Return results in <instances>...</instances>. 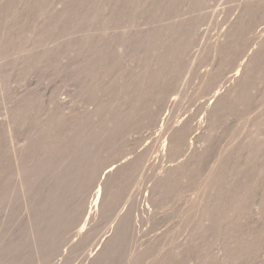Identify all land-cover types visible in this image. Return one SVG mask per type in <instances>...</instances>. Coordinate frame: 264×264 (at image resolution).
<instances>
[{
    "label": "rangeland",
    "instance_id": "obj_1",
    "mask_svg": "<svg viewBox=\"0 0 264 264\" xmlns=\"http://www.w3.org/2000/svg\"><path fill=\"white\" fill-rule=\"evenodd\" d=\"M61 1H63V2H61ZM83 1L85 2L84 4H82ZM86 1H88V3H86ZM128 1L131 4H129ZM247 1L246 0H161V1L155 0V2H156L155 3L154 0H150V1L149 0H136V1L126 0V2H125V0H123L122 2H120L122 4V5H120L121 7L117 10L118 15L116 13H115L116 15L114 14V16H117V17L121 15L120 16L121 19L117 18V17L113 18L116 21L112 19V21H111L112 25L114 23H116L117 25L116 24H114V25L117 26L116 29L119 30L120 33L121 32H127L128 33V30H130V33L133 34L134 31L138 28L140 30L150 29L149 32L154 29L153 33L152 32L148 33V30H147V32H146V30H144L146 32L145 34L148 33V35L150 36L148 38L145 36L143 30L142 31H140L139 29L136 30L137 33L135 32L133 34V37H132L133 42L136 41V43L134 42L135 44H133V42L131 40L129 41L130 44H129V42L126 43L125 45L127 46L128 49L126 48V46L124 47V49H123L124 55L122 54V52L121 53L119 52V54H116L117 51L112 52V50L115 48L114 47L115 44L113 43L114 48L111 46L110 53H112L114 55V57H110V56H112V54L111 55L109 54L110 56H107L108 58L102 57L105 60L108 59L109 60V61L107 60L108 62L105 61L104 59L100 58V60H102L103 63L101 61L99 62V63H101V64H99L100 65V68H99L98 67L99 65L96 64L98 62L97 61L95 62L93 60H91L90 62L92 63V61H93L97 67L95 65H93V63H92V65H91V63H88L89 67L87 66L86 62H88V61H86L85 58H83V55H85V54H82V51L83 52H85V51L83 50V48H80V46L82 47V45H80V43H81L80 36L82 37V35H83L82 33H84L83 29L85 27V25L83 26V24L81 23V22H83L82 21L84 18L83 16L85 13L87 15H89L90 17H91V15L92 16H94V14L96 15V13L98 12V1L97 0H92V1L91 0H0V7H1L0 13H1V15H3L2 17L0 16V34H2V36L6 37V38L10 37L8 39L3 37L4 41L2 40L3 41L1 43L2 47L0 45V50L2 49L0 51V53H1L0 54V67L2 68L1 71L3 72L1 74V77H0V94H1L0 95V109L2 107L1 105H3V101L5 100L4 96L5 97L9 96V98L11 100L12 98H14L16 96L15 93H17L19 90H25V89L28 90V92H33V94H32L33 96H31L33 98L32 99L30 98L31 99L30 104H32V106L34 107V108L32 107V109H35L36 111L32 110V112L35 113L36 115L40 114V115H42V117L46 113H48V114L50 113L51 115H49V116H52V114L54 112L51 113V111L47 110V109L48 108L52 109L53 107L55 109L57 107V109H55V110L52 109V111H57L59 109V104H57V102L60 99H62V98L65 99L64 103L66 101L67 104H68V102L70 104L72 101V104L73 103L75 104L74 105L75 109H74V106H70L71 104L70 105L68 104L70 107H73L72 110H71V108H69V110L73 115H74V113L76 114V112H77L78 116L80 115L79 117L78 116L77 117L81 121L77 120L76 115L74 116L75 117L74 118L71 114L73 119L72 120L70 119L71 121L68 119V121H70L71 123L66 121V120L63 121V123L66 122L65 124H66L67 128L62 127V126H65L64 124L63 125L61 124L62 121H59L61 123L58 122L62 126L59 124H57V125L54 124L57 126V127L55 126L56 129L58 127L63 128V130H61L62 128L60 130H59V128H58V130H55V132L57 131V133L58 132L60 133L61 131H63L62 133H60L61 137L58 133V138L60 137L62 139V141L65 140V142H66V139H68L67 143L69 142L67 144L64 141L63 142L61 141V146L63 145V143H64L63 146H65L64 148H61L62 151L65 152L64 150H66L68 148L66 151L69 152V150L71 149L70 150L71 152L65 154L59 149L63 155L68 154L67 157L68 158L70 157V158L66 159L67 157L66 158L64 157L65 159L62 160L61 159L62 156H60L62 154H59V153L56 154L55 153V155L60 156V158H59L60 161L57 159L58 157H55L53 165H54L55 161H59L60 165L62 164V166H63L64 163L69 162L70 159L73 158V157H71V155L76 156V155H73L76 152L75 150H78L77 152H79V154H81L82 153L81 151L84 150L85 152L83 151L82 154L83 155L85 154V155H84V157L82 156V158L83 159L86 158L84 161L85 162L88 161L89 164L88 163L85 164V162H83V165L85 164L84 166H86L85 170H84L85 174L82 173L83 176L81 177L80 180L83 181V179H84V181H86L85 183H87L88 181L89 182H88L87 186L85 185V183H81V184H83V187H84V185L88 188H89L88 185L92 186V183H91L92 179L94 180V178L99 175L98 173L101 172L103 165L105 167V165H108L114 161H119L121 159L129 161V159H127V158H130V162L132 161L131 163H129V165L131 164V166L129 167L130 169H127L128 166L126 168V170H128V172H126V170H125V172L123 174L124 178H122V180H125V183L122 184L120 182L119 187H121V189H120L121 191H118L119 187L117 188L118 190L115 189V191L117 190L116 192L114 191V193L118 192L117 194L120 193V195H122V196L118 195L120 197H117V195L114 194L115 197H113L114 196L113 195L111 201H113L114 198H115V200L112 203L111 207L108 205L109 207H107L106 211L110 212V209L108 210V208H112L115 206V208H117V210L114 208L112 210H115L114 213L117 214L121 211L122 212L127 211V207L130 206V204H132L130 206V209H132V211L129 209V207H128V209L131 211L132 214L134 213L135 216L134 215H132V216L134 218V221L135 220L137 221L138 225L135 224L136 227L135 226H133V227H135L136 230L132 228L135 231H133L131 229V232L128 230L131 228V224L129 226L130 228L129 227H128V229L125 228L130 233L127 231H124L123 233L127 232V234H129V235L122 234L121 238H119L120 241L116 242V243H118V245L116 247H114L116 245V243H115V245L112 246V250L114 249V251L112 252L110 250L111 252L109 251V253H108L109 255L107 254V256L109 258L107 259V257H106L104 262L102 261L101 263H97V264H114V262L116 264L117 261H118V263L120 261L119 264H125V263L126 264L127 263L128 264H138L139 261H142V263L145 262L144 264H146V263L147 264L148 263L149 264H155V262H156V264H163L161 262H164L165 264H174V263H176V264L177 263L178 264H181V263L182 264H186V263L187 264H235V262H236V264H264V261H263L264 260V255H263L264 254V248L262 247V246H264L263 245L264 244V237H263L264 236V225H263L264 224V221H263L264 217H258V215L262 216L261 215L262 213L264 216V208H263L264 201L262 199V197L264 196V143H263L264 142L263 141L264 140V138H263L264 137V114L263 113L264 112H262V111H264L263 110V108H264V51H263V54L260 53V55L261 54L263 55L262 57L259 55L252 62L251 66H250V70L248 72V76H246V78H248V79L247 80L245 79L246 82L243 83V86H242L243 89H241L242 91L240 92L239 96L237 98H234L235 101L232 99V100L228 101L226 104L221 105L220 109L218 108V110L217 109L215 110L218 112L214 113V115H213V112L209 115L207 112L204 111V107H206L208 105V103L211 101V95H212L214 90L212 91L209 86L204 84L203 78L201 76L206 71L210 72V73H212V71H213V73H215V72L217 73L216 70H218V73H220V72L223 74L228 73L225 76L229 75L231 73V72L229 73V70L231 71L232 65H233V70H234V65L237 66L236 63L239 64V62L246 59L247 55L252 52L251 50L253 48L255 49V47H257V41H258L257 37H259V35H260L258 33L259 28H260L259 25L264 22V6L261 7V5H264V0H257L258 3L256 2V0H250V3L252 1V5H255V6H249L251 8V10H249L250 8L247 5L244 6V4H243V3L248 4L249 1L248 2ZM253 1H255V3L258 4L259 9H258V6L256 8V4ZM259 1L261 3H259ZM95 2L97 3V5ZM88 4H90V5L88 6ZM92 5L95 7H93ZM154 5L155 6L157 5V6L154 7ZM65 6H67V7H65ZM72 6H73V8H72ZM84 6H86L85 8L87 10L84 8ZM143 6H145L146 8L145 7L143 8ZM134 7H136V8H134ZM125 8L126 9L129 8V9L126 10ZM95 9H97V10H95ZM131 9H133V10L131 11ZM243 10L246 11V13H247V16L244 20L243 25H237L236 26L237 29L235 28V26L231 27V21H233L232 19L235 20L236 16H238L237 14L242 13ZM58 11L60 12V14ZM93 11H94V13H93ZM134 11H136V12L138 11L137 14H135L136 12H134ZM89 13H91V14H89ZM249 14H251V15H249ZM6 15H8V16H6ZM57 16H58V18H57ZM250 16H251V19L248 18ZM78 18H79V20H78ZM126 18H128V19H126ZM6 19L8 21L7 23H5ZM133 19H134V21H133ZM3 20H4V23H3ZM59 20L61 23H59ZM117 20H119L120 22ZM181 21H183L184 23ZM93 22L95 23L96 21L92 20L90 23V27L95 28V30L97 31L98 27L96 25H98V23L92 24ZM173 22H175V23H173ZM176 22L178 24H179V22H181V24H179L180 26H183L182 25V23H183L184 28H183V30L182 29L177 30L175 33L176 35L174 34L170 37L172 39V41L170 39L171 42L170 41L167 42V44H166L167 45L166 46L167 51L165 52V55H163L161 52H159L160 48H158L159 47L158 45L160 44V41L165 40L167 38L166 33L168 34V32H169L167 28L171 29L172 25H176V26L178 25V24H176ZM121 23H123V24H121ZM132 23H134V24H132ZM171 23H173V24H171ZM79 24H81L80 26L82 27V29L79 26ZM131 24L133 26L135 25L134 28ZM138 24H140V25H138ZM114 25H113V27L115 28ZM150 25H151V27H150ZM118 26H119V29H118ZM128 26L129 27L132 26L131 29ZM167 26H169V27H167ZM4 27H5V29H4ZM96 27H97V29H96ZM125 27H127V28H125ZM114 28H113V30H114ZM124 29L127 31H124ZM162 29H164L165 32H163ZM227 29H228V31H227ZM95 30H93L94 33H96ZM117 30H114V31L116 32ZM119 31H118V34H119ZM139 31L143 32V33L140 34ZM98 32H99V30L97 31V33ZM161 32H163L162 34H164V35L161 36L162 35L161 34L160 37L161 38L165 37L164 39H160L158 37ZM182 32H183V34H182ZM9 33H10V35H8ZM138 33L140 36L143 35V37L138 36L140 39H143L145 36L144 40L140 41L139 39H137L138 37L135 35L136 34L138 35ZM224 34H227L228 37L230 36L229 37L230 39L227 36H226L227 37L226 38ZM95 35L96 34H94V36ZM151 35H153V36H151ZM155 35H156V38H155ZM222 36H224L225 38ZM134 37H137V38H135L136 40L134 39ZM221 38L226 39L224 42H226L227 39H229V41L224 43L225 44L224 46H226L227 48L223 47V49H222L223 52L226 50L225 52H227V54L225 52L223 53L220 51L221 54L218 55L219 51H217V52L214 51V48H213L214 44L213 43L219 42L220 40H222ZM9 39H11V40H9ZM149 39L150 40L152 39V41H150ZM173 39L175 40V42ZM69 40L71 41L70 43L68 42ZM137 40H139V41H137ZM115 41H117V40L115 39ZM153 41L156 45H153L154 44ZM150 42H151V44H150ZM3 43H5V44H3ZM6 44H8V45H6ZM68 44H72L73 46H70V45L68 46ZM128 44L130 45V47H128L129 46ZM136 44H137V47H136ZM226 44H228V46ZM244 44H245V46H244ZM76 45L79 48H77ZM249 45H250V48H249ZM68 47H72L74 51ZM134 47H136V49ZM211 48H212V50H210ZM70 49H71V51H70ZM80 49H82V50H80ZM78 50H80V51H78ZM150 50H151V52H150ZM136 51H137V53H136ZM176 51H178V52H176ZM42 52L45 55L42 54ZM65 52H67V53H65ZM171 52L172 53L176 52V53H174L175 55H173V54H171ZM156 53H157V55H156ZM125 54H126V56H125ZM134 54H136V55H134ZM150 55H152V56H150ZM155 55L157 56V58ZM78 56H80V58L81 57L82 58L80 59ZM72 57H74L75 61ZM218 57H221V58H218ZM69 58L70 59L72 58V59L70 60ZM116 58H117V60H116ZM78 59H80L82 64L83 63L86 64L85 66L88 68H85L83 65H81V62ZM83 59L85 60V62ZM129 59H130V61H129ZM234 59L236 62H234ZM174 60H176V61H174ZM237 60H238V62H237ZM256 60H259V61L257 62ZM179 61H180V63H179ZM112 62H113V64H111ZM118 62L120 63V65L118 64ZM124 62H126V63H124ZM155 63H156V65H155ZM160 63L162 64L161 66H160ZM69 64L71 66H73L70 68H72L71 71L74 73H70V71H69L70 65ZM77 65H78V67H77ZM90 65L93 67H90ZM214 66L216 67V70H215ZM76 68H78L80 71L76 70ZM93 68H94V70H93ZM156 68H157V70H156ZM88 69H90V71ZM106 69H108V71ZM7 70H8V72H7ZM66 70H68L69 73H68V71L66 72ZM96 70H98V71H96ZM109 70H112V71H109ZM133 70H134V72H133ZM214 70H215V72H214ZM4 71L7 73H5ZM146 71H147V73H146ZM129 72H131L133 75L130 74ZM144 72H145V75L147 74L146 79H145V75L143 76ZM167 72L169 74H171V75H169L170 77L168 76ZM65 73L68 74L67 77L65 76L66 75ZM120 73H122L121 74L122 77H121ZM139 73L140 74L142 73V74L140 75ZM162 73H163V75H162ZM82 74H85V75L82 76ZM95 74H97V75H95ZM114 75L116 78H114ZM119 75H120V77H119ZM91 76H93V78ZM102 76H105V77H102ZM107 76H108V78H107ZM109 76H111V77H109ZM125 76H127V77L125 78ZM166 76H167V79L165 78ZM141 77L142 78L144 77V78L142 79ZM160 77H161V79H160ZM111 78H114V79H111ZM68 79H70V80L67 81ZM90 79H91V82H90ZM110 79L112 81H110ZM130 79H132L133 84L136 83L137 86L133 85ZM139 79H140L141 83H144V85L140 84ZM159 79H160L161 83L157 82V81H159ZM163 79H165L166 81ZM80 80H81V82H80ZM101 81H105L106 83L101 82ZM113 81H115V84ZM153 81L156 85L153 83ZM97 82H98V84H97ZM108 82H110V83H108ZM80 83H81V85H80ZM107 83H108V85H107ZM228 83H229L228 81L221 79L220 82H218V84L216 85L217 86L216 89L222 91V89L224 90L227 87V85H229ZM72 84L73 85L75 84V86H73ZM118 84H120V85L118 86ZM131 85H132V87H131ZM84 86H86V87H84ZM100 86L103 87V89ZM104 86H105V90H104ZM152 86H154V87H152ZM205 86H207V87H205ZM70 87H72V88H70ZM93 87H95L94 88L95 90L93 89ZM149 87H152V89ZM158 87H160V88H158ZM109 88H111L110 91H109ZM136 88H138V89H136ZM142 88H144V89H142ZM123 89H125L124 92H122ZM128 89H130V90H128ZM131 89L133 90L132 92L134 95L132 94ZM141 89H142V91H140ZM78 90H83L84 93L80 91L79 92L80 96H78V95L76 96V92L78 94ZM96 90H98V91H96ZM126 90H128V91H126ZM134 90L136 91L135 93H134ZM138 91H139V93H137ZM145 92L148 95H146ZM161 93L162 94L164 93L163 95L165 97H163V95ZM69 94L71 97L74 96V98L72 97L73 98L72 99V98L68 97ZM71 94H73V95H71ZM84 94L88 95L87 98ZM140 94H141L142 98L140 97ZM142 94L143 95L145 94V95L143 96ZM12 95H13V97H12ZM34 95H35V97H34ZM175 95L177 96V103L173 107L169 106V99ZM54 96H57L59 98V100H58V98L56 97L57 98L56 104L52 101V99H54L53 98ZM77 97H79V100ZM75 98L79 102L77 100H76L77 101L76 102ZM140 98L143 100L140 101ZM63 99H62V102H63ZM80 99H81V101H80ZM134 99H135V101L137 100V102H135ZM164 99H165V101H164ZM6 100L8 101L9 99L7 98ZM85 100L89 103L85 102ZM122 101H123V103H122ZM50 102H51V104H54V105H50ZM161 102H162V105L160 104ZM124 103L126 106L123 105ZM76 104H78V106H76ZM55 105H56V107H55ZM122 106H123V108H122ZM127 106H128V108H127ZM87 108H88V110H87ZM124 108H126V109H124ZM38 109H40V110H38ZM60 109L63 110L64 108L62 109V107H60ZM121 109H124L125 111L121 110ZM46 110L50 111V112H47ZM61 110H59L58 113H62ZM64 110H66V108ZM45 111H46V113H45ZM123 111L125 113H123ZM0 112L2 113V109L0 110ZM259 112H260V114H259ZM58 113L57 112L54 113L56 116L58 115L57 117H55V115L53 114L54 117H52V119H53L52 123H54L53 122V121H55L54 119L57 120V118L59 117ZM126 114H128V115H126ZM217 115L219 116V118ZM1 116L2 115H0V117ZM71 116H70V118H72ZM81 116H85V117H81ZM121 116H123V117H121ZM211 116H213V117H211ZM214 116H217V117H214ZM112 117H115V118H112ZM116 117H118L117 118L118 120L116 119ZM81 118H83V119H81ZM84 118H85V120H84ZM186 118L189 119V123L187 125V132H186V137L187 136L189 137V138L187 137L186 141L189 144L187 142L182 143L180 148L178 149V151L180 152L179 153L177 150L174 151L168 147V142L170 140V134H169L170 129H168V126L178 124L179 121L186 119ZM211 118H213V119H211ZM75 119H76V123L79 122L78 124L75 123V121H74ZM110 119L111 120L114 119V121H111ZM83 120H84V122H83ZM254 120H256V121H254ZM114 122L118 123L117 124L118 127H116V124ZM166 122H167V125H166ZM67 123H69V124H67ZM110 123H112V125L114 124L113 127H115V128L111 129L112 125ZM74 124H76V125H74ZM82 124H84L82 126L84 129L82 127L81 128L79 127ZM67 125H69L70 127ZM71 126H74V128ZM75 126H76V128H75ZM77 126H78V128H77ZM30 127H31V124H30L29 128ZM32 127H33V125H32ZM208 127H209V129H208ZM255 127L256 128L258 127L257 130H255L256 129ZM66 129H70V131L68 130V132H67ZM78 129H80V130H78ZM110 129L112 131L116 130L117 132H114V131L112 132ZM125 129H127V130H125ZM260 129H261V131H260ZM71 130H72V132H71ZM81 130L83 132H81ZM213 130H214V132H213ZM65 131L67 134H69V133L70 134L68 136H66L67 134L65 135V133H64ZM78 131L80 132V134L82 136H80ZM106 131H107V133H106ZM196 131L199 133L201 132V134H199L200 137H201V135H203V136L207 135L206 137L202 136V138H207L208 134H209V137H208L209 139L208 138L206 140L204 139L205 141L204 142L202 141L200 144V142H198V141H201L199 138H198L199 140L198 139L195 140V139L191 138V136H192L191 132L195 133ZM74 132H75V134H74ZM100 132L103 135H101ZM257 132L259 135L257 134ZM82 133L85 135H83ZM247 134H248V136H247ZM261 134H263V135L261 136ZM71 135H74V136H72L73 137L72 140L69 139L71 137ZM94 135H95V137H94ZM99 135H101V136H99ZM106 135L108 137H106ZM255 135H257L258 137ZM64 136L67 138H65ZM79 136L81 137V139H79L80 138ZM85 136H86V138H85ZM103 136L106 137V138L104 137L106 140L103 138ZM88 137H90V138L88 139ZM100 137L102 140L100 139ZM109 137H110V139H109ZM116 137H117V139H115ZM239 137H241V138L239 139ZM60 138H59V140H61ZM242 138H244V139H242ZM245 138H246V140H245ZM85 139L87 141H85ZM176 139L179 140V137H176ZM73 140H74V142H73ZM192 140L195 142H193ZM235 140L238 142V144L236 143ZM243 140L245 143L246 142H249V143L245 144L244 142H242ZM70 141L74 143L73 144L74 146L71 144L72 145V147H71ZM83 141H84V143H86L85 145L88 144L89 146L88 145H87V147H85V145L82 146L84 144ZM258 141H260V142H258ZM90 142L93 143L94 145L93 144L91 145ZM97 142L99 144H96ZM165 142H166V144L164 146ZM205 142H207V143H205ZM256 142L258 145L256 144ZM194 143H195V145H193ZM202 143H203V145H202ZM204 143H205V145H204ZM65 144L69 145L70 149ZM78 144H80V146ZM190 144L192 147H194V146L196 147V145H197L196 148H200V150L202 148L201 151L203 152L201 155L196 156L195 161H193L195 164V165H193V163H192V166L193 167L195 166L193 168V170H192V166H189L191 164V162L187 163V161H186L187 151L189 150L188 147ZM207 144H208L209 148H208ZM254 144H255L256 148L252 147V146H254ZM75 145H77L79 147L77 148ZM236 145H238V146H236ZM247 145H248V147H246ZM201 146H203L204 148L206 146L207 147H206V149H203V147H201ZM261 146L263 147V149ZM236 147H238L237 148L238 150L236 149ZM239 147H241L240 148L241 150L239 149ZM79 148H82L83 150L79 149ZM86 148L87 149L89 148V149L87 150ZM94 149L97 151L95 152ZM73 150H74V153L72 152ZM91 151L95 152L94 153L95 155H93V153ZM244 151H245V153H244ZM89 152H91V153H89ZM144 152H145V154H144ZM225 152H227L228 154ZM240 153H242V154H240ZM69 154H71V155H69ZM76 154H78V153H76ZM86 154H88V155H86ZM143 154H144V156H143ZM203 154L206 156L204 157ZM174 155H175V157H174ZM223 155L226 156V157H224V158H226V160H229V163H228L229 165L227 164L228 161H226L223 158ZM245 155L246 156L250 155V157L246 158ZM54 156H52V157L54 158ZM176 156H177V158H176ZM200 156H202L203 158L202 157L200 158ZM242 156H243V158H241ZM197 157L199 158V161H198ZM91 158L92 159L95 158V159H93L94 161ZM229 158H232L231 159L232 161H230ZM233 158L234 159L237 158V160H236L237 162L235 160H233ZM50 160H52V158ZM64 160H65V162H63ZM220 160L223 162H221ZM256 160H258V161H256ZM177 161H179V162L183 161L184 164L187 165L188 168L187 167H186L187 169L185 168L186 171L182 170L181 171L182 176H178V178H177V176L175 174L176 172H175L173 175L176 177H174V179L172 180L173 183L170 182L168 184L159 185L158 177H159V174L162 172L161 170H165V169L169 168L168 166L171 167L175 162H176V164H174L173 166L179 164ZM49 162L52 163V161H48L47 163H49ZM61 162H63V163H61ZM224 162L226 164H224ZM235 162L237 163V165H235ZM50 163L47 164L48 166H45V167L50 168L51 167V166H49ZM93 163L96 164L97 169L100 166V170L97 171L96 176L93 175L94 173L93 174L91 173V172H93L92 170L95 167L93 165ZM137 163L140 167L137 165ZM55 164H58V162ZM222 164L224 166H222ZM232 164H234V166H231ZM56 166H58V165H56ZM220 166H222V167L220 168ZM87 167L89 169H92V170H88ZM199 167L202 169H200ZM224 167H226V168H224ZM230 167L231 168L234 167L233 170ZM46 168H44L45 169L44 173H46L49 170L48 172H50V174L53 172V170L55 171V169L56 170L60 169L58 167L55 169L51 168L52 169L51 170L52 172H51L49 168L48 169H46ZM138 168H140V169H138ZM204 168H205V170H204ZM243 168L246 171L242 170ZM136 169H137V171H136ZM222 169H226V171L224 170L226 173ZM227 169H228V173H227ZM229 169H230V172H229ZM196 170H197V172H196ZM139 171H140V173H139ZM183 171L184 172L188 171V173H184ZM221 171H223V172H221ZM237 171H240V173ZM130 172H132V173L134 172L133 173L134 177L132 176V173H130ZM201 172L203 174H201ZM44 173L41 172L42 175L40 174V176H43V177H40L38 174V176L40 178V179H38L39 181L42 180V182H43V181L47 180L46 178H48L47 175H49V174L46 173L47 174L46 175ZM129 173H130V175H129ZM189 173H190V175H189ZM221 173H222V175H221ZM238 173H239V175H238ZM211 174H212V178H210ZM213 174H214V176H213ZM235 174L237 175V177H234V176H236ZM251 174H253V175H251ZM45 175H46V178H45ZM155 175H157V176H155ZM38 176L36 177V179L38 178ZM86 176L88 177L89 180L87 179ZM228 176H232V177H228ZM251 176L252 177L254 176V177L252 178ZM195 177H198V178H195ZM208 177H209V180H207ZM43 178H45V179H43ZM126 178H127V180H126ZM189 178H190V180H188ZM216 178H217V180H216ZM128 179H129V181L131 180L130 181L131 183L128 181ZM95 180L98 181V177L95 178ZM205 180H206V182H203ZM210 180H212L213 183H211ZM248 180H250V181H248ZM49 181H50V179H49ZM134 181L135 182L137 181V183H135ZM207 181H209V183H207ZM229 181L232 184L230 183V185H229L228 184ZM241 181L245 184V187H243L244 184ZM35 182H37V180ZM42 182H41V185H43V186H41L40 183H39L40 186L38 185V187H41V188H39V192L37 191L38 193H41L40 189H41V191L44 190L43 187L45 186L46 182L45 183L43 182V184H42ZM132 182H133V184H132ZM238 182L242 183V184H240L241 186L239 185ZM251 182H253V183H251ZM89 183H91V184H89ZM223 183H224V185H225V183H227L226 185H228V186H226V185L224 186ZM10 184L12 186V182ZM124 184L126 187L123 186ZM156 184H157V186H156ZM219 184H221L220 185L221 187L219 186ZM35 185H37V184H34V186ZM46 185H47V183H46ZM128 185H131V187ZM165 185H167V186H165ZM6 186H10V185L6 184ZM159 186L161 189L159 188ZM214 186L218 189H216ZM249 186H251V187L249 188ZM10 187H8V189H10ZM129 187H130V189L128 190ZM202 187L203 188L205 187V189H203ZM207 187H209V188H207ZM34 188H36L35 190H37V186L32 187V189H34ZM156 188H157V190L158 189L159 190L156 191L155 190ZM201 188H202V190H201ZM238 188H240V189H238ZM83 189H87V188H83ZM151 189H152V191H151ZM213 189H216L217 191L216 190L214 191ZM12 190L14 192V195H12L13 194ZM122 191H124V192H122ZM204 191H206V192H204ZM233 191H235V192H233ZM34 192H36V191H34ZM133 192H134V194H133ZM208 192H210V193H208ZM15 193L16 192L14 191V187H13V189L11 187V197H13V196L15 197V195H17ZM122 193L123 194L126 193L125 196ZM150 193L153 194L152 197L154 196V198H152L150 196L151 195ZM145 195H147V196L149 195V196L145 197ZM157 195H158L159 200L157 199ZM261 195H262V197H260ZM34 196L35 195L33 193L32 201L35 198ZM204 196L206 197L205 199L203 198ZM212 196H214L215 198H213ZM14 197H13V199L15 200V198H17V196L15 198ZM121 197H122V199H120ZM144 197L146 198V201L144 200L145 199ZM149 197H151V198H149ZM207 197H209L208 200H207ZM88 198H90V197H88ZM135 199L137 202L135 201ZM201 199L204 201H202ZM215 199H216V201H218V199H219L217 204H216ZM17 200H15V201L19 202ZM27 200L31 201L30 197H27ZM125 200L128 202L127 204H126ZM153 200L154 201L157 200V201L154 202ZM209 200L212 202L210 203ZM129 201H131L132 203L131 202L129 203ZM205 201L209 202V205H211L210 206L211 208L210 207L208 208V203H207L206 213L209 210V213H207V214H209L208 216H206L207 215L206 213H205L206 215L204 214V216H203L202 213H204V212H202L200 214V212L202 211V208H201L202 205L201 204H204ZM4 202H5L3 204L5 206L4 210H5V212H7V211H9L8 209H11L13 206L11 207L9 205L11 208L10 207L6 208V206H8V205H5L7 201L5 200ZM133 202H134V204H133ZM151 202H152V204H151ZM19 203H14L13 205L16 207L15 204H19ZM124 203H125V205H123ZM135 203H139V204H137V206H136ZM86 204L88 206L89 199L87 200ZM110 204H111V202H110ZM114 204H117V205H114ZM198 204H200L201 206L198 207ZM245 204H246V207H245ZM252 204H254V206ZM259 204H261V206ZM21 205L23 206L24 204H22V202H21ZM28 205L30 206V207L29 206L28 207L31 208L32 203L30 205V202H29ZM146 205H147V207H146ZM2 206H1L2 209L0 208V241L1 242L3 241V243L4 242L6 243V242L11 240L10 242L13 241L16 243L12 242L13 243L12 246L14 248L12 246L10 247V248H13L12 252H11L12 255L9 252L11 250L9 247H7V249L5 250V252L7 250H9L7 252V254L5 252H1V251H4V250H1V248L4 249L6 247H3V245H5V244L2 245L0 243L2 245V246L0 245V264H8V262H10L12 264H15V262H18V264H21L22 261H23L22 262L23 264H28V262H30L31 260L34 261V263H35L36 258L33 256L35 253L32 255V252H31L32 249L29 248L31 239H30V236H28V234H27L28 230L26 231L27 225L25 224L26 223L25 222L26 215H25V210H23L24 208L22 207L23 212H21V210L18 209L21 207H18L19 205H17L18 208L17 207L16 208L20 211L19 212L16 208H15L16 209L15 210L13 207L14 210L12 209V211L13 212L17 211L19 213L18 214L16 213L17 215H15L13 213L14 216H12V213H11L12 211L10 210L11 212H9V213H11V215L7 214L8 212L5 213L3 210L4 206L3 207ZM141 206H143V207L141 208ZM195 206H196V208H194ZM134 207L136 210H134ZM260 207L263 209V211ZM197 208H201V210H198ZM241 208H243V209H241ZM253 208H254V210H253ZM6 209H7V211H6ZM141 209H143V210H141ZM112 210H111V212H112ZM192 210H194V211H192ZM1 211H2V213H1ZM111 212L109 213V215L106 213L103 215L98 214L99 217L97 216L96 217L97 219L90 220L86 226V229L89 227L95 228L96 230L98 229L97 230V236H96V238H97L101 233H103L104 230H106L107 226H110L114 223L115 215H112V216H114L112 218L110 215L114 214V213H111ZM235 212L238 215H235ZM226 213H227V216H226ZM258 213H260V214H258ZM21 216L23 217V219ZM108 216L111 217V219H109ZM202 216L205 220L203 218L201 219ZM76 217H77L76 214L73 215L72 217L70 216L69 218H67L68 220L63 221L64 224H63V222H60L61 224L56 223V224H58L57 226H56V224H54L53 227L51 228V230L47 233V235L41 234L42 235L41 238L43 240V243H46V244L44 245L45 248L44 249L42 248V251L40 254H44V252L47 253V254H45L46 256L44 255L45 257H42L43 255L39 256L40 257L39 260L41 259V261H40L41 264H44V263L45 264L46 263H48V264H65V263L83 264L84 259H81V258H84L85 253L88 251V248L91 247V245L93 244L95 239H93L89 242V245H87L85 247V251H84V248H83V250H81L82 251L81 255H80L81 251L78 250V248L80 246H78V248L76 247L77 250L80 252L78 254H77V252L75 253L76 250L74 249L75 247H73V246L75 244L79 245L78 242H80V241H81L80 242V245H81L84 241H86L90 238V237L87 238L85 236H82L79 238L75 237L77 229L79 228V226H81V223H83V219L80 222H76ZM106 217H108V218H106ZM139 217H141L142 220ZM205 217L210 218L211 221H209V219L206 220ZM260 218H261V220H260ZM22 220H24V221L22 222ZM201 220L203 223L201 222ZM107 221L110 225L107 223ZM197 222H199V223H197ZM260 222H261V224H260ZM22 223L25 224L26 226L23 225ZM152 224H154V225H152ZM221 224H223V225H221ZM227 224H229V225L227 226ZM23 226H25V227H23ZM17 228H18V230H17ZM153 228H155V229H153ZM175 228H176V230H175ZM57 230H58V232H57ZM19 231H20V234L18 233ZM24 231L26 232V236H25ZM168 231H170L171 233H169ZM8 232H10V233H8ZM65 232H67V233H65ZM172 232H174V233H172ZM16 233L18 236H15ZM59 234L63 235V237L61 235L59 236ZM159 234H161V235H159ZM162 234H163V236H162ZM165 234H169V235L166 236ZM173 234H175V235H173ZM11 235H12V238H11ZM21 235H24V236H21ZM5 236H6V238H5ZM13 236H14V239H13ZM47 236L50 237L51 239L46 238ZM159 236H161V238ZM168 236H170V237H168ZM174 236H177V238ZM2 237H4L5 239L4 238L2 239ZM126 237H128V239ZM156 237H158V238H156ZM7 238H9V239H7ZM21 238H23V239H21ZM52 238L54 241L52 240ZM57 238L59 239V241ZM60 238H61V240H60ZM17 239H18V241H17ZM49 239H50V241L51 240L52 241L49 242ZM161 239H163V240H161ZM5 240H7V241H5ZM22 240H24V241H22ZM149 240L150 241L152 240L151 242H153V240H154V243L152 244ZM157 240H158V242H157ZM60 241H62V242H60ZM162 241H163V243H162ZM176 241H178V244ZM10 242L6 243V245L7 244H8V246H9V244L11 245ZM48 242H49V244H47ZM59 242L61 244H59ZM164 242H165V244H164ZM124 243H126L127 245L124 246ZM147 243H148V245H147ZM260 243H262V245ZM24 244H25V248H24ZM16 247L19 250H17V249L14 250ZM117 247H118V249H117ZM162 247H163V249H162ZM177 247L178 248L180 247V248L178 249ZM183 247H184V249H183ZM27 248H29L31 250H27ZM172 248L174 251L172 250ZM23 249H26V250H23ZM136 249H137V251H136ZM176 249L184 250V252H182L181 250L180 251L177 250V253H176ZM43 250H45V251L43 252ZM151 250H153V251H151ZM261 250L263 252H261ZM117 251H118V254H117ZM125 251H126V253H125ZM160 251H161V253H160ZM13 252H15V254H17L18 256H16L15 254L13 255ZM119 252H120V254H119ZM138 252L141 254H139ZM171 252L172 253L175 252V253L170 254ZM2 253H4V254H2ZM8 253L12 257H10L8 255ZM83 253H84V255H83ZM112 253H115V255ZM162 253H163V255H162ZM259 253H260V255H259ZM23 254H25V255H23ZM68 254H69V256H68ZM75 254L77 255V258L75 256ZM19 255H21V256H19ZM28 255H29V257H27ZM126 255H127V258H126ZM140 255H142L143 258L145 256V258L144 259L142 258L143 259L142 260L141 259L142 256L140 257ZM160 255H162V257ZM170 255H173V258ZM174 255H175V257H174ZM177 255L179 258H182V259H176ZM7 256H8V259H7ZM31 256H32V259H29ZM135 256H136V258H135ZM258 256H260V257L262 256L261 257L262 259L259 258ZM19 257H21V258H19ZM22 257L23 258L25 257L24 260ZM114 257H117V258L113 259ZM159 257H161V258H159ZM121 258H122V260H121ZM17 259H18V261H17ZM19 259H20V261H19ZM135 259L136 260L139 259V260L135 262L134 261ZM153 259H155V260H153ZM257 259H260L263 262L262 261L259 262V260H257ZM6 260H8L7 263H6ZM167 260H169V261H167ZM32 261H31V264H32ZM189 261H190V263H188ZM122 262H125V263H122ZM35 264H40V263L36 262Z\"/></svg>",
    "mask_w": 264,
    "mask_h": 264
},
{
    "label": "bare ground",
    "instance_id": "obj_2",
    "mask_svg": "<svg viewBox=\"0 0 264 264\" xmlns=\"http://www.w3.org/2000/svg\"><path fill=\"white\" fill-rule=\"evenodd\" d=\"M92 1V0H91ZM98 1V12L96 13V15L94 14V16H92L91 15V17L89 16V15H87L85 12V14H84V18H83V22H81L82 24H83V26L85 25V27H84V33H82L83 35H82V37L80 36V40H81V43H80V45H82V47L80 46V48H83V50L85 51V52H83L82 51V54H85V55H83V58H85V60L86 61H88V62H86V64H87V66L89 65L88 63H91L90 61L91 60H93V61H97L98 63H96V64H101V63H99L100 61L102 62V60H100V58L101 59H104L105 57H107V56H110L112 53H110V51H111V46L113 47V45H114V47L116 48H114L113 50H112V52L114 51H117L116 52V54H119V52L121 53L122 52V54H123V49H124V47L126 46L125 44L126 43H128L130 40L133 42V40H132V37H133V34L136 32V30H138V29H136L135 31H134V33L133 34H131L130 33V30H128V33L127 32H121L120 33V31L119 30H117L116 29V27L117 26H115L114 24H116V23H114L113 25L115 26V28L113 27V25H112V19L113 18H116L117 16H114V14L116 13L117 14V10L121 7L120 5H122L120 2H122L121 0H97ZM134 1H136V0H134ZM150 1V0H149ZM161 1V0H160ZM247 1V0H246ZM249 1V3H250V0H248ZM247 1V2H248ZM61 2H63V1H61ZM80 2V1H79ZM125 2H126V0H125ZM154 2H155V0H154ZM245 2V1H244ZM254 3H255V1H253ZM256 2L258 3V1L256 0ZM59 3V2H58ZM85 2L83 1V3L82 4H84ZM86 3H88V1H86ZM96 3V2H95ZM94 3V4H95ZM128 3H129V1H128ZM141 3V2H140ZM144 3V2H143ZM149 3V2H148ZM156 3V2H155ZM166 3V2H165ZM164 3V4H165ZM248 3V4H249ZM257 3H255L256 4V8H257V6H258V4ZM259 3H261L260 1H259ZM91 4V3H90ZM90 4H88V6L90 5ZM124 4V3H123ZM129 4H131V3H129ZM244 4V6H255V5H252V1H251V3L248 5V4H246V3H243ZM96 5H97V3H96ZM136 5V4H135ZM144 5V4H143ZM159 5V4H158ZM261 5V4H260ZM93 6V5H92ZM138 6V5H137ZM153 6V5H152ZM157 6V5H156ZM155 5H154V7H156ZM264 5H261V7H263ZM65 7H67V6H65ZM86 6H84V8H85ZM93 7H95V6H93ZM123 7V6H122ZM145 6H143V8H144ZM1 8V7H0ZM58 8V7H57ZM72 8H73V6H72ZM130 8V7H129ZM129 8H125L126 10H128ZM134 8H136V7H134ZM146 8V7H145ZM148 8V7H147ZM240 8V7H239ZM250 8V7H249ZM248 8V9H249ZM67 9V8H66ZM65 9V10H66ZM71 9V8H70ZM86 9V8H85ZM141 9V8H140ZM139 9V10H140ZM149 9V8H148ZM152 9V8H151ZM244 9V8H243ZM258 9H259V6H258ZM87 10V9H86ZM94 10V9H93ZM95 10H97V9H95ZM133 9H131V11H132ZM135 10V9H134ZM138 10V11H139ZM249 10H251V8L249 9ZM253 10V9H252ZM60 11V10H59ZM58 11V12H59ZM64 11V10H63ZM116 11V12H115ZM124 11V10H123ZM130 11V10H129ZM137 11V12H138ZM141 11V10H140ZM139 11V12H140ZM145 11V10H144ZM72 12V11H71ZM119 12V11H118ZM134 12H136V11H134ZM137 12L135 13V14H137ZM67 13V12H66ZM88 13V12H87ZM93 13H94V11H93ZM59 14H60V12H59ZM68 14V13H67ZM89 14H91V13H89ZM115 14V15H116ZM121 14V13H120ZM86 15V16H85ZM118 15V14H117ZM123 15V14H122ZM238 16H236V18H235V20L234 19H232L233 21H231V27L232 26H235V28H236V26L237 25H243V23H244V20H245V18H246V16H247V13H246V11H242V13H238L237 14ZM249 15H251V14H249ZM248 15V16H249ZM0 16L2 17L3 15H1V13H0ZM6 16H8V15H6ZM121 16V15H120ZM120 16H118L117 18H120ZM133 16V15H132ZM135 16V15H134ZM82 17V16H81ZM93 17V18H92ZM128 17V16H127ZM10 18V17H9ZM57 18H58V16H57ZM60 18V17H59ZM248 18H250L251 19V16L250 17H248ZM5 19V18H4ZM11 19V18H10ZM121 19V18H120ZM126 19H128V18H126ZM132 19V18H131ZM135 19V18H134ZM134 19H133V21H134ZM58 20V19H57ZM78 20H79V18H78ZM92 20H95L96 22L95 23H98V25H96L97 27H98V29H97V27H96V29H97V31L99 30V32L97 33V31L95 30V28H93V27H90V23H91V21ZM113 20H115V19H113ZM124 20V19H123ZM122 20V21H123ZM130 20V19H129ZM159 20V19H158ZM56 21V20H55ZM116 21V20H115ZM117 21H119V20H117ZM8 21H7V19H6V21H5V23H7ZM114 22V21H113ZM120 22V21H119ZM129 22V21H128ZM138 22V21H137ZM181 22H183V21H181ZM181 22H179V24H181ZM246 22V21H245ZM3 23H4V20H3ZM59 23H61L60 22V20H59ZM94 22L92 23V24H95ZM124 23V22H123ZM123 23H121V24H123ZM127 23V22H126ZM136 23V22H135ZM139 23V22H138ZM147 23V22H146ZM152 23V22H151ZM173 23H175V22H173ZM173 23H171V24H173ZM184 23V22H183ZM182 23V25L184 26V24ZM129 24V23H128ZM132 24H134V23H132ZM131 24V25H132ZM176 24H178L177 22H176ZM172 25V27H171V29H169V28H167L168 29V34L166 33V36H167V38L165 39V40H162V41H160V44L158 45L159 47L158 48H160V50H159V52H161L163 55H165V52L167 51V42L168 41H170V37L172 36V35H174L175 33H176V31L177 30H183V26H180V25ZM81 24H79V26H80ZM117 25V24H116ZM119 25V24H118ZM125 25V24H124ZM127 25V24H126ZM138 25H140V24H138ZM156 25V24H155ZM170 25V24H169ZM5 26V25H4ZM95 26V25H94ZM133 26V25H132ZM131 26V27H132ZM135 26V25H134ZM134 26H133V28H134ZM144 26V25H143ZM166 26V25H165ZM230 26V25H229ZM260 28H259V37H257L258 39V41H257V47H255V49L253 50L252 48V52L251 53H249L248 55H247V58L246 59H244V60H242L241 62H239V64L238 63H236L237 64V66L236 65H234V70H233V65H232V69H231V71L229 70V75H227V76H225L226 74H228V73H226V74H223V73H221L220 71V73L222 74H220V73H218V70H216V67H215V70L217 71V73L215 72V70H214V72L215 73H213V71H212V73H210V72H205L203 75H201L202 76V78H203V81H204V84H206L207 86H209L210 88H211V90L213 91V93H212V95H211V101L208 103V105L206 106V107H204V111L205 112H207L209 115L213 112V115H214V113H216V112H218V111H215L216 109L218 110V108L220 109V106L221 105H224V104H226L228 101H230V100H234V98H237L238 96H239V94H240V92L242 91L241 89H243L242 88V86H243V83L244 82H246L245 81V79L247 80L248 78H246V76H248V72H249V70H250V66H251V64H252V62L256 59V57L257 56H259L260 55V53H262L263 54V51H264V22L263 23H261L260 25ZM81 27V26H80ZM129 27V26H128ZM131 27H129L130 29H131ZM150 27H151V25H150ZM161 27V26H160ZM163 27V26H162ZM167 27H169V26H167ZM228 27V26H227ZM93 28V29H92ZM113 28H114V30H117L116 32L113 30ZM125 28H127V27H125ZM128 28V29H129ZM146 28V27H145ZM155 28V27H154ZM4 29H5V27H4ZM81 29H82V27H81ZM118 29H119V26H118ZM237 29V28H236ZM82 30V31H83ZM93 30H95L96 31V33H94V31ZM140 30V29H139ZM143 30V32H144V34L147 32V30H148V33H150V32H152L153 33V30H151L150 32H149V30L150 29H142ZM142 30H140V31H142ZM144 30H146V32L144 31ZM163 30V32H165V30L164 29H162ZM186 30V29H185ZM81 31V32H82ZM118 31H119V34H118ZM124 31H127V30H125L124 29ZM139 31V32H140ZM227 31H228V29H227ZM233 31V30H232ZM238 31V30H237ZM143 32H140V34L141 33H143ZM163 32H161L160 34H159V38L160 39H164L165 37H163V38H161L160 37V35L163 33ZM261 32V33H260ZM137 33V32H136ZM148 33L147 34H145V36L146 37H150L149 35H148ZM257 33V34H258ZM94 34H96L95 36H94ZM98 34V35H97ZM182 34H183V32H182ZM8 35H10V33L8 34ZM81 35V34H80ZM148 35V36H147ZM164 34H162L161 36H163ZM176 35V34H175ZM225 35V37L227 36V34H224ZM229 35V34H228ZM234 35V34H233ZM232 35V36H233ZM7 36V35H6ZM135 36H140L139 35V33H138V35L136 34ZM142 37H143V35H141ZM140 36V37H141ZM145 36H144V38H145ZM151 36H153V35H151ZM221 36V35H220ZM239 36V35H238ZM4 36H2V34H0V45H1V47H2V42L4 41V38H6V37H4ZM137 37H134V39L135 38H137ZM222 37H224V36H222ZM224 37V38H225ZM228 37V36H227ZM226 37V38H227ZM230 37V36H229ZM228 37V38H229ZM236 37V36H235ZM8 38H10V37H8ZM8 38H6V39H8ZM118 38V39H117ZM144 38L143 39H140L139 37L137 38V39H139L140 41H142V40H144ZM155 38H156V35H155ZM219 38V37H218ZM222 39V40H218L219 42H216V43H213L212 45H213V48H214V51H219L218 52V55L219 54H221L220 53V51L221 52H223L222 51V49H223V47H226V46H224L225 44L224 43H226L227 41H229V39H227V41L226 42H224L226 39ZM232 38V37H231ZM249 38V37H248ZM115 39L117 40V41H115ZM147 39V38H146ZM217 39V38H216ZM237 39V38H236ZM253 39V38H252ZM3 40V41H2ZM9 40H11V39H9ZM76 40V39H75ZM79 40V41H80ZM119 40V41H118ZM136 40V39H135ZM139 40H137V41H139ZM150 40V39H149ZM174 40V39H173ZM232 40V39H231ZM7 41V40H6ZM116 43H115V42ZM148 41V40H147ZM150 41H152V39L150 40ZM171 41H172V39H171ZM170 41V42H171ZM67 42V41H66ZM69 43L71 42L70 40L68 41ZM75 42V41H74ZM77 42V41H76ZM131 42V43H132ZM135 43H136V41H134ZM133 42V44H135ZM174 42H175V40H174ZM73 43V42H72ZM114 43V44H113ZM149 43V42H148ZM153 43H154V41H153ZM194 43V42H193ZM192 43V44H193ZM247 43V42H246ZM245 43V44H246ZM3 44H5V43H3ZM129 44H130V42H129ZM128 44V45H129ZM142 44V43H141ZM150 44H151V42H150ZM179 44V43H178ZM177 44V45H178ZM231 44V43H230ZM245 44H244V46H245ZM6 45H8V44H6ZM73 46L72 44H68V46ZM78 45V44H77ZM77 45H76V47H77ZM132 45V44H131ZM143 45V44H142ZM141 45V46H142ZM149 45V44H148ZM153 45H156L155 43L153 44ZM176 45V44H175ZM227 46H228V44H226ZM4 46V45H3ZM67 47V46H66ZM128 47H130V45L128 46ZM136 47H137V44H136ZM136 47H134L135 49H136ZM212 47V46H211ZM254 47V46H253ZM52 48V47H51ZM68 48H71L72 50H73V48L72 47H68ZM77 48H79V47H77ZM126 48H127V46H126ZM125 48V49H126ZM157 48V49H158ZM177 48V47H176ZM185 48V47H184ZM227 48V47H226ZM230 48V47H229ZM249 48H250V45H249ZM5 49V48H4ZM55 49V48H54ZM71 49H70V51H71ZM128 49V48H127ZM188 49V48H187ZM209 49V48H208ZM2 50V49H1ZM0 50V51H1ZM53 50V49H52ZM80 50H82V49H80ZM80 50H78V51H80ZM146 50V49H145ZM153 50V49H152ZM210 50H212V48L210 49ZM248 50V49H247ZM246 50V51H247ZM250 50V49H249ZM74 51V50H73ZM175 51V50H174ZM186 51V50H185ZM226 51V50H225ZM224 51V52H225ZM49 52V51H48ZM51 52V51H50ZM68 52V51H67ZM67 52H65V53H67ZM134 52V51H133ZM146 52V51H145ZM150 52H151V50H150ZM154 52V51H153ZM152 52V53H153ZM169 52V51H168ZM176 52H178V51H176ZM176 52H174V53H176ZM212 52V51H211ZM223 52V53H224ZM249 52V51H248ZM136 53H137V51H136ZM148 53V52H147ZM146 53V54H147ZM151 53V54H152ZM155 53V52H154ZM158 53V52H157ZM157 53H156V55H157ZM174 53H172L171 52V54H173V55H175ZM222 53V54H223ZM226 54H227V52H225ZM1 54V53H0ZM42 54H44L43 52H42ZM69 54V53H68ZM67 54V55H68ZM81 54V55H82ZM110 54V55H109ZM128 54V53H127ZM132 54V53H131ZM149 54V53H148ZM159 54V53H158ZM169 54V53H168ZM170 54V55H171ZM217 54V53H216ZM260 55L261 57L263 56V55ZM45 55V54H44ZM124 55V54H123ZM134 55H136V54H134ZM155 55V56H156ZM162 55V56H163ZM177 55V54H176ZM214 55V54H213ZM73 56V55H72ZM75 56V55H74ZM85 56V57H84ZM116 56V55H115ZM121 56V55H120ZM125 56H126V54H125ZM124 56V57H125ZM129 56V55H128ZM150 56H152V55H150ZM159 56V55H158ZM217 56V55H216ZM224 56V55H223ZM68 57V56H67ZM79 58H80V56H78ZM97 57V58H96ZM102 57H104V58H102ZM110 57H114V55L112 54V56H110ZM109 57V58H110ZM117 57V56H116ZM130 57V56H129ZM132 57V56H131ZM177 57V56H176ZM222 57V56H221ZM221 57H218V58H221ZM73 59H74V57H72ZM71 58V59H72ZM76 58V57H75ZM82 58V57H81ZM80 58V59H81ZM108 58V57H107ZM119 58V57H118ZM127 58V57H126ZM156 58H157V56H156ZM155 58V59H156ZM164 58V57H163ZM167 58V57H166ZM217 58V59H218ZM22 59V58H21ZM70 59V58H69ZM70 59V60H71ZM80 59H78L79 61H80ZM113 59V58H112ZM120 59V58H119ZM150 59V58H149ZM148 59V60H149ZM162 59V58H161ZM174 59V58H173ZM68 60V59H67ZM84 60V59H83ZM82 60V61H83ZM85 60H84V62H85ZM99 60V61H98ZM105 60V59H104ZM103 60V61H104ZM108 60V59H107ZM107 60H105V61H107ZM116 60H117V58H116ZM133 60V59H132ZM147 60V59H146ZM157 60V59H156ZM220 60V59H219ZM239 60V59H238ZM238 60H237V62H238ZM17 61V60H16ZM74 61H75V59H74ZM92 61V63H93V65H95L96 66V64H94V62ZM109 61V60H108ZM107 61V62H108ZM111 61V60H110ZM129 61H130V59H129ZM128 61V62H129ZM151 61V60H150ZM172 61V60H171ZM174 61H176V60H174ZM221 61V60H220ZM257 62L259 61V60H256ZM20 62V61H19ZM81 62V61H80ZM116 62V61H115ZM114 62V63H115ZM122 62V61H121ZM157 62V61H156ZM162 62V61H161ZM234 62H236L235 61V59H234ZM67 63V62H66ZM79 63V62H78ZM92 63H91V65H92ZM103 63V62H102ZM124 63H126V62H124ZM179 63H180V61H179ZM220 63V62H219ZM218 63V64H219ZM5 64V63H4ZM17 64V63H16ZM65 64V63H64ZM71 64V63H70ZM69 64V65H70ZM76 64V63H75ZM86 64H82V62H81V65H83L85 68H88V67H86L85 65ZM111 64H113V62L111 63ZM118 64L120 65V63L118 62ZM141 64V63H140ZM175 64V63H174ZM232 64V63H231ZM234 64V63H233ZM67 65V64H66ZM72 65V64H71ZM69 66V68L70 67H73V66ZM90 65V67H93V66H91ZM117 65V64H116ZM147 65V64H146ZM155 65H156V63H155ZM162 64L160 63V66H161ZM75 66V65H74ZM82 66V67H83ZM105 66V65H104ZM110 66V65H109ZM132 66V65H131ZM236 66V67H235ZM6 67V66H5ZM10 67V66H9ZM77 67H78V65H77ZM81 67V66H80ZM83 67V68H84ZM97 67V66H96ZM95 67V68H96ZM99 68H100V65L98 66ZM142 67V66H141ZM159 67V66H158ZM174 67V66H173ZM213 67V66H212ZM84 68V69H85ZM107 68V67H106ZM143 68V67H142ZM171 68V67H170ZM1 67H0V77H1V74L3 73L2 71H1ZM10 69V68H9ZM67 69V68H66ZM71 69L72 68H70V73H74V72H72L71 71ZM102 69V68H101ZM109 69V68H108ZM108 69H106L107 71H108ZM113 69V68H112ZM129 69V68H128ZM213 69V68H212ZM211 69V70H212ZM75 70V69H74ZM76 70H79L78 68H76ZM89 71H90V69H88ZM92 70V69H91ZM93 70H94V68H93ZM103 70V69H102ZM127 70V69H126ZM132 70V69H131ZM146 70V69H145ZM156 70H157V68H156ZM169 70V69H168ZM68 70H66V72H67ZM69 71H68V73H69ZM80 71V70H79ZM85 71V70H84ZM96 71H98V70H96ZM106 71V72H107ZM109 71H112V70H109ZM123 71V70H122ZM154 71V70H153ZM167 71V70H166ZM5 72V71H4ZM7 72H8V70H7ZM7 72H5V73H7ZM10 72V71H9ZM83 72V71H82ZM102 72V71H101ZM105 72V71H104ZM124 72V71H123ZM133 72H134V70H133ZM143 72V71H142ZM158 72V71H157ZM164 72V71H163ZM228 72V71H227ZM85 73V72H84ZM93 73V72H92ZM109 73V72H108ZM130 74H132L131 72H129ZM128 73V74H129ZM146 73H147V71H146ZM151 73V72H150ZM166 73V72H165ZM168 73V72H167ZM171 73V72H170ZM66 74V73H65ZM79 74V73H78ZM77 74V75H78ZM104 74V73H103ZM117 74V73H116ZM115 74V75H116ZM122 73H120V75H121ZM140 74V73H139ZM142 74V73H141ZM140 74V75H141ZM67 75L68 74H66L65 76L67 77ZM70 75V74H69ZM75 75V74H74ZM73 75V76H74ZM83 75H85V74H82V76ZM88 75V74H87ZM92 75V74H91ZM95 75H97V74H95ZM101 75V74H100ZM105 75V74H104ZM108 75V74H107ZM110 75V74H109ZM115 75H114V78H116L115 77ZM120 75H119V77H120ZM126 75V74H125ZM133 75V74H132ZM137 75V74H136ZM139 75V76H140ZM145 75V72H144V74H143V76ZM147 75V74H146ZM146 75H145V79H146ZM162 75H163V73H162ZM167 75V74H166ZM169 75H171V74H169L168 73V76ZM80 76V75H79ZM118 76V75H117ZM150 76V75H149ZM165 76V75H164ZM163 76V77H164ZM225 76V77H224ZM75 77V76H74ZM77 77V76H76ZM92 78H93V76H91ZM96 77V76H95ZM102 77H105V76H102ZM109 77H111V76H109ZM121 77H122V75H121ZM127 76H125V78H126ZM138 77V76H137ZM158 77V76H157ZM162 77V76H161ZM161 77H160V79H161ZM170 77V76H169ZM71 78V77H70ZM73 78V77H72ZM78 78V77H77ZM76 78V79H77ZM90 78V77H89ZM107 78H108V76H107ZM114 78H111V79H114ZM140 78V77H139ZM142 78V77H141ZM144 78V77H143ZM142 78V79H143ZM166 79H167V76L165 77ZM66 79V78H65ZM98 79V78H97ZM110 79V81H112ZM138 79V78H137ZM141 79V80H142ZM160 79H159V81H157L158 83H161V81H160ZM221 79H223V80H225V81H228L229 83V85H227V87L223 90L222 89V91L221 90H218V89H216V85L218 84V82H220V80ZM70 79H68L67 81H69ZM73 80V79H72ZM88 80V79H87ZM106 80V79H105ZM131 80V82H132V79H130ZM153 80V79H152ZM151 80V81H152ZM163 80H165V79H163ZM89 81V80H88ZM87 81V82H88ZM96 81V80H95ZM98 81V80H97ZM125 81V80H124ZM139 81H140V79H139ZM155 81V80H154ZM154 81H153V83H154ZM166 81V80H165ZM73 82V81H72ZM79 82V81H78ZM80 82H81V80H80ZM86 82V83H87ZM90 82H91V79H90ZM99 82V81H98ZM98 82H97V84H98ZM101 82H105V81H101ZM114 82V84H115V81H113ZM120 82V81H119ZM77 83V82H76ZM89 83V82H88ZM100 83V82H99ZM106 83V82H105ZM108 83H110V82H108ZM108 83H107V85H108ZM117 83V82H116ZM147 83V82H146ZM145 83V84H146ZM79 84V83H78ZM113 84V83H112ZM124 84V83H123ZM132 84H133V82H132ZM140 84H143L144 85V83H141V81H140ZM139 84V85H140ZM155 84V83H154ZM2 85V84H1ZM73 85V84H72ZM80 85H81V83H80ZM88 85V84H87ZM86 85V86H87ZM104 85V84H103ZM120 84H118V86H119ZM133 85H136V83L135 84H133ZM150 85V84H149ZM152 85V84H151ZM156 85V84H155ZM73 86H75V84L73 85ZM83 86V85H82ZM86 86H84V87H86ZM106 86V85H105ZM105 86H104V90H105ZM123 86V85H122ZM127 86V85H126ZM137 86V85H136ZM146 86V85H145ZM144 86V87H145ZM148 86V85H147ZM161 86V85H160ZM207 86H205V87H207ZM2 87V86H1ZM79 87V86H78ZM81 87V86H80ZM91 87V86H90ZM101 87V86H100ZM125 87V86H124ZM129 87V86H128ZM127 87V88H128ZM131 87H132V85H131ZM130 87V88H131ZM139 87V86H138ZM152 87H154V86H152ZM152 87H149V88H151L152 89ZM157 87V86H156ZM70 88H72V87H70ZM77 88V87H76ZM95 87H93V89H94ZM102 89H103V87H101ZM112 88V87H111ZM111 88H109V91H110V89ZM135 88V87H134ZM148 88V87H147ZM146 88V89H147ZM158 88H160V87H158ZM3 89V88H2ZM80 89V88H79ZM84 89V88H83ZM87 89V88H86ZM85 89V90H86ZM119 89V88H118ZM136 89H138V88H136ZM140 89V88H139ZM142 89H144V88H142ZM142 89L140 90V91H142ZM150 89V90H151ZM154 89V88H153ZM66 90V89H65ZM64 90V91H65ZM69 90V89H68ZM67 90V91H68ZM95 90V89H94ZM124 90L125 89H123V91L122 92H124ZM128 90H130V89H128ZM128 90H126V91H128ZM209 90V89H208ZM3 91V90H2ZM83 92V90H78V94H77V92H76V96L78 95V96H80L79 95V92ZM87 91V90H86ZM93 91V90H92ZM91 91V92H92ZM96 91H98V90H96ZM101 91V90H100ZM108 91V92H109ZM133 90L131 89V92H132ZM145 91V90H144ZM143 91V92H144ZM153 91V90H152ZM159 91V90H158ZM66 92V91H65ZM64 92V93H65ZM107 92V91H106ZM136 91L134 90V93H135ZM142 92V93H143ZM150 92V91H149ZM164 92V91H163ZM211 92V91H210ZM72 93V92H71ZM84 93V92H83ZM87 93V92H86ZM96 93V92H95ZM127 93V92H126ZM137 93H139V91L137 92ZM151 93V92H150ZM153 93V92H152ZM157 93V92H156ZM16 94V96L14 97V98H12L11 100H10V98H9V96L7 97H5L3 94V96H4V101H3V105H1L2 107H1V109H2V113L0 114V115H2L1 117H0V208H1V206L5 203L4 201L6 200L7 202H6V204L5 205H8V206H6V208H8V207H14V209L17 207V205H19L18 207H21V208H18L19 210H21V212H23L22 211V209L23 210H25V215H26V220H25V224L27 225V229H26V231L28 230V236H30V239H31V242H30V247L29 248H31V249H29V248H27V250H31V252H32V255L36 258L35 259V261L37 262V263H40L41 264V259L39 260V256H42V257H45L46 255L45 254H47V253H45L44 251L45 250H43V252H44V254H40L41 253V251H42V248L44 249L45 248V244L46 243H43V240H42V235L41 234H44V235H47V233L51 230V228L53 227V225L54 224H56V223H60V222H63L64 220H68L67 218H69L70 216L72 217L73 215H77V217H76V222H80L82 219H83V223H81V226H79V228L77 229V231H76V234H75V237H82V236H85V237H87V238H89L88 240H86V241H84L81 245H80V242H78L79 243V245H74L73 247H75L74 249L76 250L75 251V253L77 252V254L81 251V250H83V248H84V251H85V247L87 246V245H89V242L91 241V240H93V239H95V241L93 242V244L91 245V247L90 248H88V251L85 253V256H84V258H81V259H84V262H83V264H97V263H101L102 261L104 262L105 261V258L107 257V259L109 258L108 256H107V254L109 253V251L111 250L112 252L114 251V249L112 250V246H114L115 245V243L116 242H119L120 240H119V238H121V236H122V234H127V232H131V229L133 228V229H135L136 230V225L135 224H137V221L135 220L134 221V218H133V216L132 215H134V213L132 214L131 213V211H132V209H130V206L132 205V204H130V206H128L129 207V209L131 210H129L128 209V207H127V211H124V212H122L120 209V211L121 212H119V213H117V214H115L114 213V211L115 210H112L113 208L114 209H116L117 210V208H115V206L114 207H112V208H108V210L110 209V212H111V210H112V212L111 213H114V214H111L110 216L113 218L114 216H112V215H115V217H114V223L112 224V225H110L109 223H108V221H107V223L110 225V226H107V228H106V230H104L103 231V233H101L97 238H96V236H97V230L95 229V228H91V227H89V228H87L86 229V226H87V224L89 223V221L90 220H94V219H97L96 217L98 216V214H100V215H103V214H105L107 211V207H111V205H112V203L114 202V200H115V198H114V200L113 201H111V199H112V196L115 194V195H117V197H120V196H122V195H120V193L119 194H117V193H114V191H115V189H117L118 187H119V185H120V182L123 184V183H125V180H122V178H124L123 177V174H124V172H125V170H126V168H127V166H128V168L127 169H130L129 167L131 166V164L129 165V163H131L130 162V158H127V159H129V161L128 160H119V161H114V162H112V163H110V164H108V165H105V167H104V165H103V168H102V170H101V172L100 173H98L99 175L97 176L98 177V181L97 180H95V178H97V177H93L94 178V180L92 179V181H91V183H92V186H90V185H88L89 186V188L88 187H86L87 186V184H88V182L87 183H85L86 181H84V179H83V181L82 180H80L81 179V177L83 176L82 175V173L83 174H85V172H84V170H85V167L86 166H84L85 164H87L88 163V161L87 162H85L84 160L86 159H83L82 158V156L84 157V155L82 154L83 153V147L82 146H84L86 143H84V141H83V145L81 146L82 148H79V149H82L83 151H81L80 153L81 154H79V152H77L78 150H75L76 152L74 153V150L72 151L73 153V155H76V156H72L71 154H69V155H71V157H73V158H71L70 159V161L69 162H67V163H64L63 164V166H62V164L60 165V163H59V158H60V156H62L61 157V159L63 160V159H65L66 157H67V155H63L62 154V149L61 148H64L65 146H63L64 145V143H63V147L61 146V141H62V139L60 138L61 137V135H60V133H62L63 131H61L60 133H59V135H60V139L61 140H59V138H58V133H57V131L55 132V130H58V128H59V130L63 127V128H65L66 127V122L65 123H63V121H68V119L70 120H72L73 119V117L76 115V117L78 116V113L76 112V114L74 113V115L70 112V110H69V108H71V110H72V108L73 107H70V106H74L75 104L73 103L72 104V101H71V105L69 104V102H68V104L70 105H68L67 104V102L65 101V103H64V100L65 99H63V102H62V99H60L59 100V98L57 97V96H54L53 98L54 99H52V101L56 104V99L58 98V100L60 101H58L57 102V104H59V109L57 110V111H52V109L53 110H55V109H57V107H56V105H55V109H54V107L51 109V108H48L47 110H50L51 111V113L52 112H57L58 113V111L59 110H61L60 109V107H62V109L64 108H66V110H61V112L62 113H58L59 114V117L57 118V120L56 119H54L55 121H53L54 123H52V117H54V115L52 114V116H49V115H51L50 113L48 114V113H46V111H45V115L42 117V115H36L35 113H33L32 112V110H34V111H36L35 109H32V104H30V100L33 98V97H31V96H33L32 94H33V92H28V90H19L17 93H15ZM94 94V93H93ZM121 94V93H120ZM132 94H133V92H132ZM145 94H146V92H145ZM144 94V95H145ZM162 94V93H161ZM164 94V93H163ZM162 94V95H163ZM1 95V94H0ZM66 95V94H65ZM71 95H73V94H71ZM85 96H86V98H87V96L88 95H86V94H84ZM119 95V94H118ZM134 95V94H133ZM143 95V94H142ZM143 95V96H144ZM146 95H148V94H146ZM161 95V96H162ZM166 95V94H165ZM75 96V97H76ZM122 96V95H121ZM11 97V96H10ZM12 97H13V95H12ZM34 97H35V95H34ZM57 97V98H56ZM68 97H70V98H74V96H70V94H69V96ZM120 97V96H119ZM140 97H141V94H140ZM163 97H165L164 95H163ZM9 99L8 101L6 100V99ZM31 98V99H30ZM72 98V99H73ZM78 98V100H79V97H77ZM82 98V97H81ZM137 98V97H136ZM142 98V97H141ZM140 98V101L141 100H143V99H141ZM144 98V97H143ZM3 99V98H2ZM69 99V98H68ZM67 99V100H68ZM117 99V98H116ZM121 99V98H120ZM133 99V98H132ZM138 99V98H137ZM35 100V99H34ZM70 100V99H69ZM77 99L75 98V101H76ZM77 100V101H78ZM87 100V99H86ZM85 100V102H87ZM153 100V99H152ZM238 100V99H237ZM33 101V100H32ZM51 101V102H52ZM76 101V102H77ZM80 101H81V99H80ZM83 101V100H82ZM119 101V100H118ZM134 101H135V99H134ZM133 101V102H134ZM139 101V102H140ZM164 101H165V99H164ZM235 101V100H234ZM233 101V102H234ZM51 102H50V105H54V104H51ZM52 102V103H53ZM79 102V101H78ZM121 102V101H120ZM135 102H137V100L135 101ZM159 102V101H158ZM81 103V102H80ZM87 103H89V102H87ZM117 103V102H116ZM122 103H123V101H122ZM121 103V104H122ZM177 103V96L175 95V96H173V97H171L170 99H169V106H174L175 104ZM231 103V102H230ZM235 103V102H234ZM34 104V103H33ZM142 104V103H141ZM161 105H162V102L160 103ZM232 104V103H231ZM115 105V104H114ZM117 105V104H116ZM123 105H125V103L123 104ZM131 105V104H130ZM153 105V104H152ZM76 106H78V104H76ZM120 106V105H119ZM126 106V105H125ZM114 107V106H113ZM130 107V106H129ZM203 107V106H202ZM34 108V107H33ZM117 108V107H116ZM115 108V109H116ZM122 108H123V106H122ZM127 108H128V106H127ZM0 109V110H1ZM42 109V108H41ZM74 109H75V106H74ZM118 109V108H117ZM124 109H126V108H124ZM124 109H121V110H124ZM38 110H40V109H38ZM79 110V109H78ZM87 110H88V108H87ZM131 110V109H130ZM262 110V109H261ZM263 110H264V108H263ZM50 111H47V112H50ZM74 111V110H73ZM76 111V110H75ZM117 111V110H116ZM120 111V110H119ZM125 111V110H124ZM123 111V113H125ZM260 111V110H259ZM113 112V111H112ZM132 112V111H131ZM220 112V111H219ZM262 112H264V111H262ZM84 113V112H83ZM90 113V112H89ZM119 113V112H118ZM128 113V112H127ZM71 114H72V116H71ZM86 114V113H85ZM113 114V113H112ZM116 114V113H115ZM114 114V115H115ZM129 114V113H128ZM128 114H126V115H128ZM131 114V113H130ZM218 114V113H217ZM259 114H260V112H259ZM264 114V113H263ZM84 115V114H83ZM87 115V114H86ZM117 115V114H116ZM133 115V114H132ZM58 116V115H57ZM56 115H55V117H57ZM70 116L72 117V118H70ZM80 116V115H79ZM78 116V117H79ZM218 116V115H217ZM217 116H214V117H217ZM78 117H77V120H79L78 119ZM81 117H85V116H81ZM89 117V116H88ZM121 117H123V116H121ZM211 117H213V116H211ZM75 118V117H74ZM112 118H115V117H112ZM118 117H116V119H117ZM120 118V117H119ZM155 118V117H154ZM218 118H219V116H218ZM81 119H83V118H81ZM124 119V118H123ZM122 119V120H123ZM126 119V118H125ZM211 119H213V118H211ZM70 120V121H71ZM84 120H85V118H84ZM84 120H83V122H84ZM111 120V119H110ZM118 120V119H117ZM152 120V119H151ZM156 120V119H155ZM59 121H62V123L61 122H59ZM70 121H68V122H70ZM75 121V123H76V119L74 120ZM73 121V122H74ZM79 121H81V120H79ZM111 121H114V119H112ZM120 121V120H119ZM118 121V122H119ZM129 121V120H128ZM131 121V120H130ZM254 121H256V120H254ZM61 123L62 125L64 124L65 126H62L61 124H59V123ZM117 122V121H116ZM126 122V121H125ZM150 122V121H149ZM213 122V121H212ZM71 123V122H70ZM79 123V122H78ZM78 123H76V124H78ZM115 123V122H114ZM127 123V122H126ZM188 123H189V119H183V120H181V121H179L178 122V124H175V125H169L168 126V129H170V140H169V142H168V147L171 149V150H174V151H178V149L180 148V146H181V144L182 143H184V142H187L186 140H187V137H186V132H187V125H188ZM214 123V122H213ZM254 123V122H253ZM259 123V122H258ZM257 123V124H258ZM30 124H31V127L29 128V126H30ZM54 124H59V125H61L62 127H58L57 129L55 128V126L56 125H54ZM67 124H69V123H67ZM76 124H74V125H76ZM111 125H112V123H110ZM109 124V125H110ZM116 124V127H118L117 126V124L118 123H115ZM121 124V123H120ZM32 125H33V127H32ZM58 125V126H59ZM72 125V124H71ZM84 124H82V125H80L79 127L81 128L82 126H83ZM108 125V126H109ZM114 125V124H113ZM113 125L111 126V129L112 128H115V127H113ZM129 125V124H128ZM166 125H167V122H166ZM207 125V124H206ZM261 125V124H260ZM67 126H69V125H67ZM107 126V127H108ZM204 126V125H203ZM215 126V125H214ZM259 126V125H258ZM57 127V126H56ZM70 127V126H69ZM71 127H73L74 128V126H71ZM202 127V126H201ZM210 127V126H209ZM209 127H208V129H209ZM262 127V126H261ZM63 128L61 129V130H63ZM67 128V127H66ZM75 128H76V126H75ZM77 128H78V126H77ZM83 128V127H82ZM122 128V127H121ZM203 128V127H202ZM212 128V127H211ZM256 128V127H255ZM258 128V127H257ZM257 128L255 129V130H257ZM71 129V128H70ZM70 129H66V131L68 132V130L70 131ZM84 129V128H83ZM110 129V130H111ZM119 129V128H118ZM117 129V130H118ZM253 129V128H252ZM251 129V130H252ZM77 130V129H76ZM78 130H80V129H78ZM106 130V129H105ZM108 130V129H107ZM125 130H127V129H125ZM202 130V129H201ZM211 130V129H210ZM250 130V131H251ZM254 130V129H253ZM254 130V131H255ZM66 131L64 132L65 133V135L67 134L66 133ZM74 131V130H73ZM104 131V130H103ZM112 131V130H111ZM114 131V130H113ZM112 131V132H113ZM204 131V130H203ZM253 131V132H254ZM260 131H261V129H260ZM71 132H72V130H71ZM79 132V131H78ZM81 132H83L82 130H81ZM114 132H117L116 130L114 131ZM119 132V131H118ZM213 132H214V130H213ZM252 132V131H251ZM259 132V131H258ZM258 132H257V134H258ZM263 132V131H262ZM85 133V132H84ZM106 133H107V131H106ZM256 133V132H255ZM260 133V132H259ZM70 134V133H69ZM69 134H67L66 136H68ZM73 134V133H72ZM74 134H75V132H74ZM79 134H80V132H79ZM83 134V133H82ZM95 134V133H94ZM99 134V133H98ZM100 134H101V132H100ZM111 134V133H110ZM117 134V133H116ZM191 134H192V136H191V138L192 139H200L201 141H198V142H200V144H201V142L203 141H205L208 137H209V134H208V137L207 138H202V136L203 135H201V137H200V135L199 134H201V132L199 133V132H195V133H193V132H191ZM206 134V133H205ZM253 134V133H252ZM77 135V134H76ZM75 135V136H76ZM83 135H85V134H83ZM89 135V134H88ZM101 135H103V134H101ZM101 135H99V136H101ZM109 135V134H108ZM259 135V134H258ZM263 134H261V136H262ZM72 136H74V135H71V137L69 138V139H71L72 140ZM80 136H82L81 134H80ZM79 136V137H80ZM91 136V135H90ZM98 136V135H97ZM117 136V135H116ZM207 135H205V136H203V137H206ZM245 136V135H244ZM247 136H248V134H247ZM255 136H257V135H255ZM65 137V136H64ZM94 137H95V135H94ZM105 136H103V138H104ZM106 137H108L107 135H106ZM105 137V138H106ZM114 137V136H113ZM176 137H179V140L178 139H176ZM258 137V136H257ZM65 138H67V137H65ZM64 138V139H65ZM78 138V137H77ZM76 138V139H77ZM85 138H86V136H85ZM90 137H88V139H89ZM98 138V137H97ZM104 138V139H105ZM189 138V137H188ZM241 137H239V139H240ZM251 138V137H250ZM255 138V137H254ZM264 138V137H263ZM79 139H81V137L79 138ZM100 139H101V137H100ZM99 139V140H100ZM109 139H110V137H109ZM115 139H117V137L115 138ZM198 139V140H199ZM205 139V140H204ZM209 139V138H208ZM242 139H244V138H242ZM256 139V138H255ZM259 139V138H258ZM257 139V140H258ZM75 140V139H74ZM74 140H73V142H74ZM83 140V139H82ZM102 140V139H101ZM106 140V139H105ZM114 140V139H113ZM245 140H246V138H245ZM248 140V139H247ZM260 140V139H259ZM64 142H65V140H63ZM62 141V142H63ZM67 141H68V139H66V142L65 143H67ZM85 141H87L86 139H85ZM91 141V140H90ZM109 141V140H108ZM165 141V140H164ZM193 141V140H192ZM236 141V140H235ZM240 141V140H239ZM254 141V140H253ZM264 141V140H263ZM73 142H71L70 141V145L72 144H74ZM76 142V141H75ZM78 142V141H77ZM106 142V141H105ZM193 142H195V141H193ZM192 142V143H193ZM208 142V141H207ZM207 142H205V143H207ZM241 142V141H240ZM239 142V143H240ZM242 142H244V140L242 141ZM251 142V141H250ZM258 142H260V141H258ZM69 143V142H68ZM67 143V144H68ZM88 143V142H87ZM95 143V142H94ZM107 143V142H106ZM188 143V142H187ZM205 143H204V145H205ZM236 143L238 144V142L236 141ZM245 143V142H244ZM243 143V144H244ZM246 143H249V142H246ZM245 143V144H246ZM264 143V142H263ZM262 143V144H263ZM67 144H65L67 147H69V145H67ZM76 144V143H75ZM80 144H78L79 146H80ZM90 144L92 145L93 143H91L90 142ZM96 144H99L98 142L96 143ZM165 144H166V142L164 143V146H165ZM189 144V143H188ZM244 144V145H245ZM251 144V143H250ZM256 144H257V142H256ZM260 144V143H259ZM72 145H71V147H72ZM88 145V144H87ZM87 145H85V147H87ZM90 145V146H91ZM94 145V144H93ZM193 145H195V143L193 144ZM202 145H203V143H202ZM243 145V146H244ZM258 145V144H257ZM74 146V145H73ZM77 148L79 147V146H77V145H75ZM89 146V145H88ZM207 146H208V144H207ZM206 146V147H207ZM236 146H238V145H236ZM97 147V146H96ZM195 147V146H194ZM194 147H192L191 146V144L189 145V150L187 151V158H186V161H187V163L188 162H191V164L189 165V166H192V163H193V165H195L194 164V162L193 161H195V159H196V156H198V155H201L203 152L201 151L202 150V148H201V150H200V148H196L197 147V145H196V147L194 148ZM201 147H203V146H201ZM206 147L204 148L203 147V149H206ZM235 147V146H234ZM246 147H248V145L246 146ZM252 147H255V144H254V146H252ZM259 147V146H258ZM262 147V146H261ZM74 148V147H73ZM72 148V149H73ZM76 148V149H77ZM109 148V147H108ZM208 148H209V146H208ZM238 147H236V149H237ZM241 147H239V149H240ZM251 148V147H250ZM256 148V147H255ZM260 148V147H259ZM58 149V150H57ZM62 151V152H60V150ZM68 149V148H67ZM66 149V150H67ZM69 149H70V147H69ZM87 149V148H86ZM89 149V148H88ZM87 149V150H88ZM225 149V148H224ZM235 149V150H236ZM243 149V148H242ZM254 149V148H253ZM262 149H263V147H262ZM66 150H64L65 152H63V153H69V152H71L70 150H69V152L68 151H66ZM86 150V151H87ZM95 150V149H94ZM93 150V151H94ZM170 150V151H171ZM208 150V149H207ZM238 150V149H237ZM241 150V149H240ZM249 150V149H248ZM251 150V149H250ZM256 150V149H255ZM254 150V151H255ZM259 150V149H258ZM58 151V152H57ZM80 151V150H79ZM97 150H95V152H96ZM169 151V152H170ZM85 152V151H84ZM92 152V151H91ZM91 152H89V153H91ZM95 152H92L93 153V155H95L94 153ZM179 152V151H178ZM205 152V151H204ZM228 152V151H227ZM227 152H225V153H227ZM240 152V151H239ZM250 152V151H249ZM248 152V153H249ZM261 152V151H260ZM55 153L57 154V153H59V154H62V155H55ZM76 153H78V154H76ZM141 153V152H140ZM172 153V152H171ZM180 153V152H179ZM237 153V152H236ZM244 153H245V151H244ZM144 154H145V152H144ZM144 154H143V156H144ZM228 154V153H227ZM240 154H242V153H240ZM55 155V156H54ZM86 155H88V154H86ZM90 155V154H89ZM92 155V156H93ZM98 155V154H97ZM179 155V154H178ZM204 155V154H203ZM215 155V154H214ZM226 155V154H225ZM225 155H223V158L224 157H226ZM52 156H54V158L52 157ZM140 156V155H139ZM206 155H204V157H205ZM246 156V155H245ZM55 157H58L57 159L59 160V161H55V163H57L58 162V164H55L54 163V165H53V162H54V159H55ZM65 157V158H64ZM87 157V156H86ZM98 157V156H97ZM100 157V156H99ZM138 157V156H137ZM142 157V156H141ZM146 157V156H145ZM174 157H175V155H174ZM202 156H200V158H201ZM231 157V156H230ZM247 157H250V155H248V156H246V158ZM52 158V160H50ZM70 158V157H69ZM68 157L66 158V159H69ZM96 158V157H95ZM95 158H93V159H95ZM140 158V157H139ZM176 158H177V156H176ZM198 158V157H197ZM203 158V157H202ZM222 158V157H221ZM222 158V159H223ZM241 158H243V156L241 157ZM256 158V157H255ZM254 158V159H255ZM90 159V158H89ZM92 159V158H91ZM92 159V160H93ZM117 159V158H116ZM137 159V158H136ZM221 159V160H222ZM225 160H226V158H224ZM228 159V158H227ZM230 159V161H232L231 159L232 158H229ZM259 159V158H258ZM61 160V161H62ZM91 160V161H92ZM140 160V159H139ZM142 160V159H141ZM170 160V159H169ZM201 160V159H200ZM220 160V161H221ZM233 160H237V158L236 159H234L233 158ZM48 161H52V163H50V165L49 166H51L49 169H50V171L52 170V169H55V168H60L59 170H56L55 169V171L53 170V172L50 174V172H48L47 170V172L46 173H48L49 175H47L46 173H44L45 172V169L44 168H46L45 166H48L47 164H49V163H47ZM67 161V160H66ZM94 161V160H93ZM98 161V160H97ZM198 161H199V158H198ZM226 161H228L227 162V164L229 163V160H226ZM239 161V160H238ZM256 161H258V160H256ZM63 162H65V160L63 161ZM63 162H61V163H63ZM83 162H85V164L83 165ZM90 162V161H89ZM135 162V161H134ZM179 164H177V165H175V166H173L174 164H176V162L170 167V166H168L169 168H167V169H165V170H161L162 172L159 174V177H158V182H159V185H164V184H168V183H173L172 182V180L174 179V177H176L177 176V178H178V176H182L181 174H182V170H185L186 171V169L188 168L187 167V165L186 164H184V162L182 161H177ZM212 162V161H211ZM221 162H223V161H221ZM237 162V161H236ZM235 162V165H237V163ZM240 162V161H239ZM251 162V161H250ZM92 163V162H91ZM90 163V164H91ZM139 163V162H138ZM138 163H137V165H138ZM231 163V162H230ZM233 163V162H232ZM241 163V162H240ZM89 164V163H88ZM99 164V163H98ZM144 164V163H143ZM149 164V163H148ZM198 164V163H197ZM224 164H226L225 162H224ZM253 164V163H252ZM56 165H58V166H56ZM93 165L95 166L94 167V169L92 170V169H89L88 167V170H92L93 172H91L93 175H97V171L98 170H100V166H99V168L97 169V167H96V164H94L93 163ZM135 165V164H134ZM141 165V164H140ZM170 165V164H169ZM199 165V164H198ZM210 165V164H209ZM229 165V164H228ZM240 165V164H239ZM238 165V166H239ZM244 165V164H243ZM254 165V164H253ZM258 165V164H257ZM54 166V167H53ZM56 166V167H55ZM62 166V167H61ZM139 166V165H138ZM197 166V165H196ZM200 166V165H199ZM222 166H224L223 164H222ZM222 166H220V168L222 167ZM227 166V165H226ZM231 166H234V164H232ZM245 166V165H244ZM243 166V167H244ZM53 167V168H52ZM140 167V166H139ZM167 167V166H166ZM187 167V168H186ZM195 167V166H194ZM193 166H192V170H193V168H194ZM236 167V166H235ZM241 167V166H240ZM259 167V166H258ZM257 167V168H258ZM48 168H46V169H48ZM52 168V169H51ZM86 168V169H87ZM96 168V169H95ZM186 168V169H185ZM198 168V167H197ZM200 168V167H199ZM219 168V167H218ZM224 168H226V167H224ZM229 168V167H228ZM231 168V167H230ZM234 168V167H233ZM233 168H231L232 170H233ZM44 169V170H43ZM135 169V168H134ZM138 169H140V168H138ZM200 169H202V168H200ZM213 169V168H212ZM239 169V168H238ZM87 170V171H88ZM199 170V169H198ZM204 170H205V168H204ZM223 171L225 170L226 171V169H222ZM242 170H245L244 168L242 169ZM241 170V171H242ZM257 170V169H256ZM135 171V170H134ZM136 171H137V169H136ZM141 171V170H140ZM140 171H139V173H140ZM220 171V170H219ZM223 171H221V172H223ZM224 171V172H225ZM246 171V170H245ZM41 172L42 173H44V174H46L47 175V177L48 178H46V175H45V178L48 180H46V181H43L44 183L46 182L47 183V185H46V183H45V186L43 187L44 188V190L43 191H41V189H40V192L41 193H38L39 192V188H41V187H38V185H39V183H40V185H41V182H42V180L41 181H39L38 179H40L39 178V176H40V174H41ZM126 172H128V170H126ZM176 172V173H175ZM184 172V171H183ZM190 172V171H189ZM193 172V171H192ZM196 172H197V170H196ZM229 172H230V169H229ZM237 172H239L240 173V171H237ZM130 173H132V172H130ZM130 173H129V175H130ZM134 173V172H133ZM133 173H132V176H133ZM176 174V176H174L173 174ZM184 173H188V171L187 172H184ZM226 173V172H225ZM227 173H228V169H227ZM239 173H238V175H239ZM38 174H39V176H38ZM89 174V173H88ZM126 174V173H125ZM138 174V173H137ZM136 174V175H137ZM146 174V173H145ZM194 174V173H193ZM201 174H203L202 172H201ZM205 174V173H204ZM208 174V173H207ZM216 174V173H215ZM230 174V173H229ZM255 174V173H254ZM42 175V174H41ZM128 175V176H129ZM135 175V174H134ZM189 175H190V173H189ZM192 175V174H191ZM221 175H222V173H221ZM236 175V174H235ZM249 175V174H248ZM247 175V176H248ZM251 175H253V174H251ZM38 176V178L36 179V177ZM141 176V175H140ZM155 176H157V175H155ZM210 176V175H209ZM213 176H214V174H213ZM234 176V175H233ZM255 176V175H254ZM253 176V177H254ZM40 177H43V176H40ZM87 177V176H86ZM85 177V178H86ZM127 177V176H126ZM134 177V176H133ZM136 177V176H135ZM144 177V176H143ZM216 177V176H215ZM228 177H232V176H228ZM234 177H237V175L236 176H234ZM243 177V176H242ZM252 177V176H251ZM252 177V178H253ZM45 178H43V179H45ZM91 178V177H90ZM186 178V177H185ZM195 178H198V177H195ZM210 178H212V174H211V177ZM218 178V177H217ZM217 178H216V180H217ZM244 178V177H243ZM37 180V182H35L36 180ZM49 179H50V181H49ZM87 179H88V177H87ZM133 179V178H132ZM135 179V178H134ZM139 179V178H138ZM176 179V178H175ZM228 179V178H227ZM89 180V179H88ZM126 180H127V178H126ZM141 180V179H140ZM188 180H190V178L188 179ZM207 180H209V177H208V179ZM224 180V179H223ZM94 181V182H93ZM124 181V182H123ZM128 181H129V179H128ZM127 181V182H128ZM131 181V180H130ZM129 181V182H130ZM133 181V180H132ZM138 181V180H137ZM137 181L135 182V183H137ZM238 181V180H237ZM248 181H250V180H248ZM12 182V186H11V184L10 183ZM43 182H42V184H43ZM128 182V183H129ZM157 182V183H158ZM188 182V181H187ZM203 182H206V180L205 181H203ZM202 182V183H203ZM210 182L211 183H213V181L212 180H210ZM228 182V181H227ZM234 182V181H233ZM242 182V181H241ZM81 183H85V185H84V187H83V184H81ZM91 183H89V184H91ZM131 183V182H130ZM139 183V182H138ZM149 183V182H148ZM185 183V182H184ZM189 183V182H188ZM207 183H209V181H207ZM230 181H229V185H230ZM239 183V182H238ZM243 183V182H242ZM242 183H239V185L240 184H242ZM247 183V182H246ZM251 183H253V182H251ZM6 184L8 185H10L11 187H12V189H13V187H14V191L16 192L15 194H17V195H15V197L17 196V198H15L14 196V198H15V200H17V201H19V202H16L14 199H13V197H11V187L10 186H6ZM34 184H37V185H35L34 186ZM132 184H133V182H132ZM187 184V183H186ZM227 183H225V185H226ZM232 184V183H231ZM244 184V183H243ZM250 184V183H249ZM39 185V186H40ZM142 185V184H141ZM208 185V184H207ZM221 184H219V186H220ZM223 185H224V183H223ZM224 185V186H225ZM236 185V184H235ZM251 185V184H250ZM37 186V190H35L36 188H34V189H32V187H36ZM41 186H43V185H41ZM123 186H125V184L123 185ZM128 186H130L131 187V185H128ZM139 186V185H138ZM137 186V187H138ZM145 186V185H144ZM156 186H157V184H156ZM165 186H167V185H165ZM205 186V185H204ZM209 186V185H208ZM218 186V185H217ZM223 186V187H224ZM226 186H228V185H226ZM241 186V185H240ZM243 186V185H242ZM8 187H10V189H8ZM126 187V186H125ZM130 187L128 188V190L130 189ZM213 187V186H212ZM215 187V186H214ZM221 187V186H220ZM243 187H245V184H244V186ZM251 186H249V188H250ZM83 188H87V189H83ZM150 188V187H149ZM155 188V187H154ZM159 188H160V186H159ZM203 188V187H202ZM202 188H201V190H202ZM207 188H209V187H207ZM216 188V187H215ZM16 189V190H15ZM119 189V190H118ZM117 190L118 191H121L120 189H121V187H119ZM127 189V188H126ZM153 189V188H152ZM152 189H151V191H152ZM161 189V188H160ZM203 189H205V187L203 188ZM216 189H218V188H216ZM216 189H213L214 191L216 190ZM238 189H240V188H238ZM263 189V188H262ZM7 190V191H6ZM10 190V191H9ZM116 190V191H117ZM125 190V189H124ZM132 190V189H131ZM156 191H158L157 190V188L155 189ZM207 190V189H206ZM10 193H9V192ZM34 191H36V192H34ZM38 191V192H37ZM115 191V192H116ZM150 191V190H149ZM161 191V190H160ZM217 191V190H216ZM220 191V190H219ZM237 191V190H236ZM239 191V190H238ZM263 191V190H262ZM261 191V192H262ZM122 192H124V191H122ZM128 192V191H127ZM141 192V191H140ZM204 192H206V191H204ZM213 192V191H212ZM211 192V193H212ZM221 192V191H220ZM233 192H235V191H233ZM8 193V194H7ZM12 195H14V192H13V190H12ZM33 193H34V200L32 201V199H33ZM155 193V192H154ZM158 193V192H157ZM203 193V192H202ZM208 193H210V192H208ZM207 193V194H208ZM218 193V192H217ZM216 193V194H217ZM260 193V192H259ZM10 194V195H9ZM123 194V193H122ZM126 194V193H125ZM125 194H123L124 196H125ZM131 194V193H130ZM133 194H134V192H133ZM151 194V195H150ZM149 195L152 197V193H150ZM156 194V193H155ZM213 194V193H212ZM219 194V193H218ZM83 195V196H82ZM115 195L113 196V197H115ZM118 195H120V196H118ZM142 195V194H141ZM148 195V196H149ZM260 195V194H259ZM258 195V196H259ZM127 196V195H126ZM147 195H145V197H146ZM147 196V197H148ZM181 196V195H180ZM208 196V195H207ZM211 196V195H210ZM209 196V197H210ZM215 196V195H214ZM214 196H212L213 198H215ZM219 196V195H218ZM27 197H30V200L32 201H29V200H27ZM32 197V198H31ZM88 197H90V198H88ZM144 197V198H145ZM151 197H149V198H151ZM202 197V196H201ZM209 197H207V200L209 199ZM249 197V196H248ZM247 197V198H248ZM260 197H262V195L260 196ZM259 197V198H260ZM124 198V197H123ZM130 198V197H129ZM148 198V199H149ZM152 198H154V196L152 197ZM178 198V197H177ZM204 199L206 198L205 196L203 197ZM89 199V204H88V206H87V200ZM120 199H122V197L120 198ZM125 199V198H124ZM147 199V200H148ZM157 199H158V195H157ZM199 199V198H198ZM258 199V198H257ZM261 199V198H260ZM262 199H263V201H264V196L262 197ZM117 200V199H116ZM119 200V199H118ZM134 200V199H133ZM141 200V199H140ZM145 201H146V198L144 199ZM159 200V199H158ZM202 200V199H201ZM213 200V199H212ZM248 200V199H247ZM15 201V202H14ZM27 201V202H26ZM30 202V205H31V203H32V205H31V208H29L30 206L28 205L29 204V202ZM122 201V200H121ZM126 201V200H125ZM135 201H136V199H135ZM134 201V202H135ZM143 201V200H142ZM141 201V202H142ZM144 201V202H145ZM149 201V200H148ZM154 201V200H153ZM157 200H155L154 202H156ZM202 201H204V200H202ZM210 201V200H209ZM215 201H216V199H215ZM218 201H219V199H218ZM218 201H216V204H217V202ZM236 201V200H235ZM260 201V200H259ZM262 201V202H263ZM19 203V204H15L16 205V207L13 205L14 203ZM21 202H22V204H24L23 206L21 205ZM24 202V203H23ZM110 202H111V204H110ZM116 202V201H115ZM119 202V201H118ZM124 202V201H123ZM131 201H129V203H130ZM134 202H133V204H134ZM137 202V201H136ZM201 202V201H200ZM199 202V203H200ZM212 201H210V203H211ZM246 202V201H245ZM257 202V201H256ZM28 203V204H27ZM109 203V204H108ZM117 203V202H116ZM128 202L126 201V204H127ZM132 203V202H131ZM143 203V202H142ZM146 203V202H145ZM149 203V202H148ZM202 203V202H201ZM200 203V204H201ZM204 203V202H203ZM207 203H208V208L211 206V205H209V202H207V201H205V203L204 204H201L202 205V211L200 212V214L202 213V212H204V213H202V215L204 216V214L206 213V211H207ZM255 203V202H254ZM122 204V203H121ZM137 204H139V203H135V205L137 206ZM144 204V203H143ZM147 204V203H146ZM151 204H152V202H151ZM200 204H198V207L199 206H201ZM213 204V203H212ZM247 204V203H246ZM246 204H245V207H246ZM10 205V206H9ZM21 205V206H20ZM109 205V206H108ZM114 205H117V204H114ZM120 205V204H119ZM123 205H125V203L123 204ZM155 205V204H154ZM195 205V204H194ZM197 205V204H196ZM214 205V204H213ZM243 205V204H242ZM253 206H254V204H252ZM260 206H261V204H259ZM263 205V204H262ZM4 206V205H3ZM2 206V207H3ZM29 206V207H28ZM121 206V205H120ZM134 206V205H133ZM135 206V207H136ZM139 206V205H138ZM193 206V205H192ZM216 206V205H215ZM231 206V205H230ZM252 206V207H253ZM10 207V208H11ZM13 207L11 208V209H8L9 211H7V209H6V211L8 212H5V206L3 207V210H4V212L5 213H7V214H10L11 215V213H12V216H14V214L15 215H17L19 212H17V211H15V212H13L12 211V209H13ZM23 207V208H22ZM135 207H134V210H136L135 209ZM143 206H141V208H142ZM145 207V206H144ZM146 207H147V205H146ZM223 207V206H222ZM232 207V206H231ZM237 207V206H236ZM243 207V206H242ZM259 207V206H258ZM119 208V207H118ZM124 208V207H123ZM132 208V207H131ZM138 208V207H137ZM192 208V207H191ZM194 208H196V206L194 207ZM201 208H197L198 210H201ZM211 208V207H210ZM215 208V207H214ZM261 208V207H260ZM263 208H264V206H263ZM2 209V208H1ZM13 209V210H14ZM15 209V210H16ZM140 209V208H139ZM213 209V208H212ZM241 209H243V208H241ZM245 209V208H244ZM262 209V208H261ZM260 209V210H261ZM2 210V211H3ZM12 212H11V211ZM118 210V211H119ZM133 210V211H134ZM141 210H143V209H141ZM152 210V209H151ZM195 210V209H194ZM194 210H192V211H194ZM211 210V209H210ZM235 210V209H234ZM240 210V209H239ZM253 210H254V208H253ZM2 211H1V213H2ZM145 211V210H144ZM197 211V210H196ZM262 211H263V209H262ZM261 211V212H262ZM3 212V213H4ZM9 212H11V213H9ZM109 211L106 213V214H108L109 215V213H110ZM135 212V211H134ZM157 212V211H156ZM256 212V211H255ZM14 213V214H13ZM17 213V214H16ZM152 213V212H151ZM207 213H209V210H208V212ZM206 213V214H207ZM23 214V213H22ZM155 214V213H154ZM205 214V215H206ZM212 214V213H211ZM224 214V213H223ZM258 214H260V213H258ZM3 215V214H2ZM5 215V214H4ZM197 215V214H196ZM209 214H207L206 216H208ZM233 215V214H232ZM235 215H238V214H236V212H235ZM262 216H259L258 215V217H264L263 216V213L261 214ZM9 216V215H8ZM135 216V215H134ZM203 216L201 217V219L203 218ZM226 216H227V213H226ZM225 216V217H226ZM255 216V215H254ZM22 217V216H21ZM25 217V216H24ZM99 217V216H98ZM109 217V216H108ZM108 217H106V218H108ZM111 217H109V219H111ZM149 217V216H148ZM151 217V216H150ZM231 217V216H230ZM2 218V217H1ZM4 218V217H3ZM139 218H141V217H139ZM198 218V217H197ZM206 218V220L207 219H209V221H211L210 220V218H207V217H205ZM239 218V217H238ZM22 219H23V217H22ZM145 219V218H144ZM153 219V218H152ZM204 219V218H203ZM228 219V218H227ZM141 220H142V218H141ZM146 220V219H145ZM155 220V219H154ZM205 220V219H204ZM259 220V219H258ZM260 220H261V218H260ZM24 220H22V222H23ZM198 221V220H197ZM225 221V220H224ZM264 221V220H263ZM12 222V221H11ZM132 222V223H131ZM201 222H202V220H201ZM208 222V221H207ZM229 222V221H228ZM262 222V221H261ZM261 222H260V224H261ZM142 223V222H141ZM197 223H199V222H197ZM203 223V222H202ZM227 223V222H226ZM23 224V223H22ZM25 224H23V225H25ZM61 224V223H60ZM63 224H64V222H63ZM130 224H131V228L129 227L130 226ZM144 224V223H143ZM263 224V223H262ZM25 225V226H26ZM58 224H56V226H57ZM138 225V224H137ZM152 225H154V224H152ZM200 225V224H199ZM221 225H223V224H221ZM229 224H227V226H228ZM232 225V224H231ZM264 225V224H263ZM25 226H23V227H25ZM55 226V227H56ZM65 226V225H64ZM133 226H135V227H133ZM67 227V226H66ZM128 227L130 228V229H128ZM15 228V227H14ZM22 228V227H21ZM57 228V227H56ZM128 229L129 231H127L126 229ZM16 229V228H15ZM58 229V228H57ZM60 229V228H59ZM66 229V228H65ZM94 229V230H93ZM125 229V230H124ZM132 229V230H133ZM143 229V228H142ZM153 229H155V228H153ZM12 230V229H11ZM17 230H18V228H17ZM16 230V231H17ZM20 230V229H19ZM23 230V229H22ZM135 230H133V231H135ZM141 230V229H140ZM175 230H176V228H175ZM14 231V230H13ZM15 231V232H16ZM72 231V230H71ZM70 231V232H71ZM124 231H127L126 233H123ZM159 231V230H158ZM172 231V230H171ZM57 232H58V230H57ZM61 232V231H60ZM129 232V233H130ZM140 232V231H139ZM169 233H171L170 231H168ZM8 233H10V232H8ZM12 233V232H11ZM19 234H20V231L18 232ZM24 233H25V236H26V232L24 231ZM65 233H67V232H65ZM133 233V232H132ZM162 233V232H161ZM172 233H174V232H172ZM14 234V233H13ZM23 234V233H22ZM63 234V233H62ZM70 234V233H69ZM74 234V233H73ZM164 234V233H163ZM163 234H162V236H163ZM8 235V234H7ZM61 234H59V236H60ZM127 235H129V234H127ZM131 235V234H130ZM134 235V234H133ZM157 235V234H156ZM159 235H161V234H159ZM166 236L167 235H169V234H165ZM171 235V234H170ZM173 235H175V234H173ZM4 236V235H3ZM15 236H18L17 235V233H16V235ZM21 236H24V235H21ZM58 236V235H57ZM56 236V237H57ZM62 237H63V235H61ZM125 236V235H124ZM150 236V235H149ZM155 236V235H154ZM187 236V235H186ZM263 236V235H262ZM10 237V236H9ZM55 237V238H56ZM148 237V236H147ZM160 238H161V236H159ZM168 237H170V236H168ZM174 237H176L177 238V236H174ZM264 237V236H263ZM4 237H2V239H3ZM5 238H6V236H5ZM4 238V239H5ZM11 238H12V235H11ZM24 238V237H23ZM23 238H21V239H23ZM46 238H50V237H46ZM127 239H128V237H126ZM130 238V237H129ZM149 238V237H148ZM154 238V237H153ZM156 238H158V237H156ZM159 238V239H160ZM7 239H9V238H7ZM13 239H14V236H13ZM19 239V238H18ZM18 239H17V241H18ZM20 239V240H21ZM51 239V238H50ZM50 239H49V242H51L52 240H53V238H52V240L50 241ZM58 239V238H57ZM56 239V240H57ZM63 239V238H62ZM126 239V240H127ZM187 239V238H186ZM29 240V239H28ZM48 240V239H47ZM60 240H61V238H60ZM130 240V239H129ZM132 240V239H131ZM161 240H163V239H161ZM178 240V239H177ZM263 240V239H262ZM5 241H7V240H5ZM11 241V240H10ZM10 241H8V242H10ZM22 241H24V240H22ZM30 241V240H29ZM54 241V240H53ZM58 241H59V239H58ZM125 241V240H124ZM144 241V240H143ZM150 241V240H149ZM152 241V240H151ZM150 241V242H151ZM181 241V240H180ZM187 241V240H186ZM192 241V240H191ZM8 242H6V243H8ZM13 242V241H12ZM10 242L11 243V245L9 244V246H8V244L6 245V243L4 242L3 243V241L1 242L0 241V243L3 245V244H5V245H3V247H6V248H4V249H2L1 248V250H4V251H1V252H5V250L7 249V247H11L12 245H13V243H16V242ZM20 242V241H19ZM49 242L47 243V244H49ZM60 242H62V241H60ZM59 242V244H61ZM76 242V241H75ZM126 242V241H125ZM156 242V241H155ZM157 242H158V240H157ZM177 242V244H178V241H176ZM196 242V241H195ZM247 242V241H246ZM23 243V242H22ZM21 243V244H22ZM29 243V242H28ZM146 243V242H145ZM152 244L154 243V240H153V242H151ZM162 243H163V241H162ZM0 244V245H1ZM18 244V243H17ZM55 244V243H54ZM164 244H165V242H164ZM191 244V243H190ZM261 245H262V243H260ZM1 245V246H2ZM16 245V244H15ZM14 245V246H15ZM64 245V244H63ZM118 245V243H116V245L114 246V247H116ZM125 245H127L126 243H124V246ZM146 245V244H145ZM147 245H148V243H147ZM146 245V246H147ZM184 245V244H183ZM189 245V244H188ZM248 245V244H247ZM259 245V244H258ZM260 245V246H261ZM264 245V244H263ZM19 246V245H18ZM21 246V245H20ZM56 246V245H55ZM58 246V245H57ZM78 246H80L79 248H78ZM123 246V247H124ZM140 246V245H139ZM145 246V247H146ZM178 246V245H177ZM13 247V246H12ZM27 247V246H26ZM62 247V246H61ZM78 248V250H80V251H78L77 250V248ZM259 247V246H258ZM263 248H264V246H262ZM14 248V247H13ZM13 248H10L11 250L9 251V250H7L5 253L7 254V252L9 251L10 252V254H11V252H12V249ZM24 248H25V244H24ZM148 248V247H147ZM175 248V247H174ZM178 248V247H177ZM180 248V247H179ZM178 248V249H179ZM186 248V247H185ZM242 248V247H241ZM19 250L17 247L14 249V250ZM59 249V248H58ZM117 249H118V247H117ZM120 249V248H119ZM129 249V248H128ZM146 249V248H145ZM157 249V248H156ZM162 249H163V247H162ZM178 249H176V253H177V250ZM183 249H184V247H183ZM239 249V248H238ZM260 249V248H259ZM23 250H26V249H23ZM139 250V249H138ZM144 250V249H143ZM150 250V249H149ZM172 250H173V248H172ZM181 250V249H180ZM180 250H178V251H180ZM240 250V249H239ZM242 250V249H241ZM21 251V250H20ZM110 251V252H111ZM116 251V250H115ZM119 251V250H118ZM118 251H117V254H118ZM129 251V250H128ZM136 251H137V249H136ZM141 251V250H140ZM151 251H153V250H151ZM174 251V250H173ZM182 252H184V250H181ZM23 252V251H22ZM65 252V251H64ZM133 252V251H132ZM145 252V251H144ZM170 252V251H169ZM181 252V253H182ZM261 252H263L262 250H261ZM21 253V252H20ZM29 253V252H28ZM27 253V254H28ZM81 253H82V251L80 252V255H81ZM125 253H126V251H125ZM130 253V252H129ZM139 253V252H138ZM160 253H161V251H160ZM175 253V252H174ZM174 253H170V254H174ZM180 253V252H179ZM2 254H4V253H2ZM15 254V252H13V255ZM112 254H114L115 255V253H112ZM111 254V255H112ZM119 254H120V252H119ZM139 254H141V253H139ZM138 254V255H139ZM144 254V253H143ZM147 254V253H146ZM263 254V253H262ZM261 254V255H262ZM8 255H9V253H8ZM12 255V254H11ZM16 256H18L17 254H15ZM23 255H25V254H23ZM31 255V254H30ZM45 255V256H44ZM83 255H84V253H83ZM109 255V254H108ZM134 255V254H133ZM162 255H163V253H162ZM162 255H160L161 257H162ZM179 255V254H178ZM178 255L176 256V259H182V258H179L178 257ZM182 255V254H181ZM259 255H260V253H259ZM264 255V254H263ZM262 255V256H263ZM6 256V255H5ZM10 256V255H9ZM19 256H21V255H19ZM68 256H69V254H68ZM75 256H76V258H77V255L75 254ZM118 256V255H117ZM142 255H140V257H141ZM170 256H172V258H173V255H170ZM180 256V255H179ZM261 256V257H262ZM10 257H12V256H10ZM15 257V256H14ZM13 257V258H14ZM27 257H29V255L27 256ZM122 257V256H121ZM139 257V256H138ZM137 257V258H138ZM139 257V258H140ZM161 257H159V258H161ZM174 257H175V255H174ZM178 257V258H177ZM259 258H261L260 256H258ZM3 258V257H2ZM18 258V257H17ZM19 258H21V257H19ZM23 258V257H22ZM25 258V257H24ZM24 258H23V260H24ZM111 258V257H110ZM115 258H117V257H114L113 259H115ZM120 258V257H119ZM126 258H127V255H126ZM135 258H136V256H135ZM143 258V256L141 257V259ZM144 258H145V256H144ZM143 258V259H144ZM171 258V259H172ZM7 259H8V256H7ZM28 259V258H27ZM29 259H32V256L29 258ZM44 259V258H43ZM46 259V258H45ZM129 259V258H128ZM127 259V260H128ZM142 259V260H143ZM175 259V260H176ZM240 259V258H239ZM262 259V258H261ZM5 260V259H4ZM10 260V259H9ZM16 260V259H15ZM22 260V259H21ZM34 260V259H33ZM110 260V259H109ZM112 260V259H111ZM117 260V259H116ZM115 260V261H116ZM119 260V259H118ZM121 260H122V258H121ZM139 260V259H138ZM138 260H134L135 262L136 261H138ZM147 260V259H146ZM145 260V261H146ZM153 260H155V259H153ZM157 260V259H156ZM159 260V259H158ZM173 260V259H172ZM257 260H259V262L260 261H262V260H260V259H257ZM7 261L8 260H6V263H7ZM17 261H18V259H17ZM19 261H20V259H19ZM28 261V260H27ZM26 261V262H27ZM32 261V260H31ZM31 261L30 262H28V264H31ZM49 261V260H48ZM66 261V260H65ZM82 261V260H81ZM114 261V260H113ZM133 261V260H132ZM160 261V260H159ZM162 261V260H161ZM167 261H169V260H167ZM182 261V260H181ZM264 261V260H263ZM262 261V262H263ZM2 262V261H1ZM23 262V261H22ZM21 262V264H23ZM25 262V261H24ZM35 262V263H36ZM108 262V261H107ZM141 264H144V263H142V261H139ZM138 262V264H140ZM151 262V261H150ZM155 262V261H154ZM153 262V263H154ZM158 262V261H157ZM171 262V261H170ZM14 263V262H13ZM18 264V262H15V264ZM34 263V261H32V264ZM34 263V264H35ZM44 263V262H43ZM64 263V262H63ZM112 263V262H111ZM118 263V261L116 262V264ZM119 263H120V261H119ZM118 263V264H119ZM122 263H125V262H122ZM130 263V262H129ZM132 263V262H131ZM152 263V262H151ZM160 263V262H159ZM161 263H163V264H165L164 262H161ZM169 263V262H168ZM188 263H190V261L188 262ZM192 263V262H191ZM256 263V262H255ZM8 264H12V263H10V262H8ZM45 264V263H44ZM46 264H48V263H46ZM65 264H68V263H65ZM114 264H115V262H114ZM126 264V263H125ZM128 264V263H127ZM147 264V263H146ZM149 264V263H148ZM155 264H156V262H155ZM174 264H176V263H174ZM178 264V263H177ZM182 264V263H181ZM187 264V263H186ZM235 264H236V262H235Z\"/></svg>",
    "mask_w": 264,
    "mask_h": 264
}]
</instances>
